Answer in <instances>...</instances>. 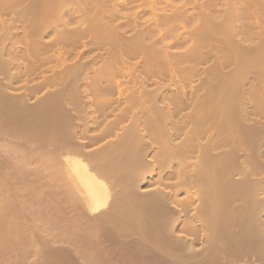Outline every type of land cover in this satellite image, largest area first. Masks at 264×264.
Listing matches in <instances>:
<instances>
[{"label":"rangeland","instance_id":"obj_1","mask_svg":"<svg viewBox=\"0 0 264 264\" xmlns=\"http://www.w3.org/2000/svg\"><path fill=\"white\" fill-rule=\"evenodd\" d=\"M4 1L1 0L2 3H0L1 4L0 5V28H2V27L4 28V29L3 28L1 29L2 31L0 30V35L2 33V38L4 39V37H5L7 42H5V44L3 43L2 45L0 44V53L2 52V50L4 51V53L3 52L1 53L2 55L0 54L2 56V57L0 56L2 58V60L0 59L1 60L0 61V65H1V67H0L1 68L0 69V75H1L0 81L2 79L1 85H3V87H5L4 90L7 91L5 93L6 94L9 93L8 96L11 97L13 95H18V96L22 95L21 97L16 96L19 99L11 97V99H15L14 101L12 100L13 102H17L19 100L17 103L24 104L25 107H26V105H29L31 102H32V104H30L29 106H32L34 103H36V104H34V106L32 108L33 110H29L30 115L32 114V116H30L28 114V117L31 118L30 120L36 118L37 117L36 114H38L40 116V112L43 115V113L47 112L49 114L50 112H48V111H51L52 113H50V114L51 115L54 114L55 119H57L63 125L64 124L66 126L71 125V126H69L70 131L68 130L69 134L71 133L70 134L71 136H69V134H67L70 140H68L69 142L68 141H66V142L69 143L68 145L74 144L73 147L74 146L80 147L78 149L83 148L82 151L80 152V154L82 153L81 154L82 158H83V156H84V158L86 156L85 154L83 155V152H85L89 156L92 153L95 156L99 154L98 155L99 157L98 156L94 157V158H98L97 160L92 157V156H94L93 154L90 157L86 156V158L87 157L90 158V159L87 158L90 162H88V160L86 162L91 163L92 166H95L97 161L100 162V160H102V161L107 160L106 162H108V159H109V161H111V160H113L115 155L118 156L117 154L119 153V151L115 150V152L111 151L113 153H110V149H109L110 154H108L107 147H103V146H108V147L110 146L111 147L112 143L115 144V141H117L120 138L117 134H120L122 137V136L126 135L127 132L129 134V131H131L129 135H133V136H131L132 141L130 140L131 141L130 143L133 145H130V147L132 146V149H134L135 152L137 150L138 154H139V151L143 152L144 150H146L144 152L145 157H143L141 154L139 155L140 158L142 157V159H143V160L141 159L143 161V162H141V163H143V164H141V167L139 165L138 168H136L135 170L132 169V172H129V173H131L132 176L134 175V176H138L140 178L139 181L136 178V180L138 182V186L136 185L137 188L135 190L136 191L139 190L138 191L139 193L141 191L140 194H143L145 191L148 194L144 193V195H149L150 193L151 194L157 193L155 190H157L159 193L160 189H161L160 195L162 194L161 196L165 197L164 198L165 201L163 200V203L165 205L164 209H166V207H167V210H165V211H167V212L169 210L171 211V212L169 211V213H171V215L169 216V219H170V221L173 222V223L170 222L171 223V231L166 230V233H167V231H169L170 232V233L168 232L169 234H171L173 237H176L175 238L176 244L181 242V244H187V245H191V246L193 245L192 248L194 247V249L197 250L196 254H199L197 256L198 257L197 262H201V263L204 260L205 261L206 260L212 261L211 259L214 258L215 256L211 257L210 255H212L213 253H214V255H218L219 249L217 247L219 245H221L225 249H227L229 247V249L231 251L234 250V252H236V253L238 252L239 249L244 250L243 248L245 246L243 247L242 245H247L245 248L250 246V248H247L245 250L251 249V246H253V244L251 245V243H249V239L247 240V238H246L245 239L246 241L245 240H244L245 242L243 241L244 244H241V242H239L240 241L239 237H240V239L243 238V237L241 238L242 233H243L242 230L241 231L235 230L236 232H234L232 230L231 234L237 233V235L238 236L240 235V236L238 237L237 235H234L235 237L237 236V238H238V239L237 238L234 239L233 238L234 236L231 235V237L228 238V240H227L226 238L229 236V234H227L228 230L225 232V230L221 229V231H223V233L225 232V235L223 234L222 236H223V239L226 241H223L222 237H221V239L220 238L216 239V234H215V233H217L216 230L219 231L220 229L215 228L216 230L213 229L215 231H213V230L210 231V229H212V228H209V227H216V226H213L212 222H213V220L218 218V217H216V216H218V214H217V212H213V214H212V211H215V210L212 207H210L211 204L209 205V203L215 202L214 203V204H216L215 206H217V204H219L218 206H220L221 204L225 205L228 202H232V200H233V202L237 203L238 202L237 200H239V199L241 200V197L243 199L242 200L243 202L245 200L248 201L249 197L251 195L250 194L251 191L248 189L252 185L251 182L253 183L255 181L256 182L257 181L258 182L264 181V173H263L264 166L261 165L263 163L261 162L259 164L256 161V159H258V157L262 155V157L260 159L263 160V162H264V150H263L264 149V142H263L264 141V137H263V135H264V71H263L264 70V62H262V61H264L263 60V58H264V51H263L264 50V45H263L264 44V42H263L264 41V9H262V7H264V0H262V3H260V1H259L260 5H259V3H256V2H258V0H256V2H255L256 4L253 2L254 0L253 1L251 0L254 3V5H252V2L250 0L249 1L251 2V4H250V2H248V0H246V2H248L250 4V7L248 4L249 8L247 7V4L244 5L246 7V8H244L242 5L244 3L243 2L240 3L241 0H233L234 2L232 0H106L107 2L105 0H101V1L100 0H97V1L84 0L85 4L84 3L81 4V2L83 0H77L78 2H77V4L75 3V5L73 4L74 2H72L73 1L72 0L71 1L72 3H70L69 6H67L68 8L66 7L65 11L61 10L64 8H59V9L55 8L57 11L55 9H54L55 11L53 10L54 15L59 14V17L63 15V18H64L63 19L61 17L62 20L56 22V25L55 24L51 25L50 20H48V17L46 15L43 17V19L47 23H50V25L46 29V31L44 33H42V36L40 33H38V32H40V30L37 31L41 27V25H43L40 28L41 30L46 25V22H45V24H43L44 20L41 19L43 14L41 15V18H40L41 12H39V8L41 11V6L38 8L36 7L38 9V12H37V10L35 11V12H37V16L33 12L34 9H36L34 6H39L38 4L37 5H34V4H36L37 1L40 4L39 0H18L20 3H18L17 0H16L17 2H15V0H13V1H11V3H10V1L8 2V0H6L5 2ZM74 1H76V0H74ZM102 1H105V2L103 3ZM243 1L245 2V0H243ZM92 2H94V3H92ZM4 3L5 4L7 3V5H5ZM14 3H16V5ZM24 3H26V5ZM78 3H79V5H78ZM232 3L235 5H233ZM238 4H241L243 8L241 7V5H238ZM3 5L6 6L7 8H4ZM31 5L33 6V8ZM87 5H89V6H87ZM257 5H259V6L257 7ZM2 6H3V9L1 8ZM8 6H10V8ZM78 6L81 7V10ZM82 6H83V8H82ZM237 6H238V8H236ZM74 7L76 9H74ZM240 7L242 9H244V12H243V10H241ZM13 8H15V9H13ZM85 8H87V9H85ZM92 8H94V9H92ZM30 9L32 12L30 11ZM78 9H79V11H78ZM83 9H84V11H83ZM176 9H177V11L179 10L180 12L175 11ZM223 10H225V11H223ZM231 10H232V13H231ZM245 10H246V12H245ZM252 10H255V11L257 10V12H255V11L253 12ZM258 10H261V11H258ZM21 11H23V12H21ZM28 11H30V12H28ZM81 11H82V13H80ZM251 11L253 13H251ZM15 12H16V15H15ZM17 12H18V14H17ZM27 12H28V14H27ZM55 12H57V13H55ZM83 12H84V14H83ZM174 12H176V13H174ZM224 12H225V14H223ZM33 14H34V16H33ZM80 14H81V16H80ZM94 14H96V15H94ZM18 15H22L21 18H19L20 16H18ZM173 15L175 16V18ZM179 15L180 16L182 15L180 17V19L176 18ZM239 15H241V16H239ZM12 16H14V17L18 16V20H17V17L14 18ZM79 16L81 17V19L78 18ZM82 16H83V18H82ZM114 16H115V18H114ZM162 16H164L165 19L163 17V20H161ZM223 16L224 17L226 16V18H228V17L230 18L233 16L235 17V18L233 17L234 19L232 18L235 22L233 21V24L231 25V31H234L235 36L232 35V37H227V39L229 38V40H227L220 32V30H221L220 26H222L223 25L222 23H224V21H225L223 19ZM261 16L263 18H261ZM37 17H38V19H36ZM95 18H97V19H95ZM172 18L178 19V20H173ZM1 19H2V21H1ZM93 19L96 21H94ZM207 19L210 20L211 24H213L212 28H209V26L211 27V24L208 27H206L209 22L205 26V23H206L205 20L207 21ZM232 19H230V21H232ZM39 20H41L42 24L37 25L38 26L37 27L35 25V22H37L36 24L41 23ZM63 20H64V22H63ZM12 21L14 22V23H12L14 26H12V24H11L12 27H10V28H12V30L10 32V31H7L8 29L10 30V28L8 27L10 25H8V24H10ZM174 21H175V23H174ZM179 21H182V23ZM184 21H186V22H184ZM212 21H214V22H212ZM240 21H242L243 23H241ZM60 22L61 23L63 22V23L61 24ZM32 23H34L35 27L38 28L36 30L37 33H36V31H34V29H36V28L33 29L34 26H32L33 25ZM6 24L8 27L7 30L5 29ZM30 24H32V25H30ZM102 24H104V25H102ZM214 25H217L216 27L219 30H217L214 27ZM240 25H242V26H240ZM24 26H25V28H24ZM53 26L57 27L56 28L57 31H56L55 27L53 29ZM123 26H125V27H123ZM232 26H234V27H232ZM92 27L96 28V29L100 28L101 31L97 29L98 31H100V33L96 32L97 30L94 31V29ZM117 27H118V29H117ZM205 28H207V30ZM60 29H62V30L60 31ZM110 29H111V31H109ZM208 29H210L211 34L208 32L209 31ZM4 30L6 31V33L9 32L8 34H10V35L4 34L5 33ZM31 30H32V32H31ZM63 30H65L66 32H63ZM78 30H80V31H78ZM123 30H125V31H123ZM82 31L84 32V35H82L83 34ZM33 32L36 34H34ZM57 32H60V33L57 34ZM110 32H112V33H110ZM125 32H126V34H125ZM77 33H80V34H77ZM24 34H26V35L24 36ZM37 34H40V35L37 37ZM133 34H134V37H133ZM135 34H137L136 37H135ZM220 34H221V36H223V39L220 36ZM56 35H57V37H56ZM58 35H60V36H58ZM40 36H41V38H40ZM77 36H78V38H77ZM7 37L9 39H7ZM60 37L63 38V40H62L63 43H62V41L57 39ZM102 37H103V39H102ZM123 37H126V38H123ZM97 38H98V40H97ZM35 39H36V41H35ZM52 39H54L53 41L55 42V44L52 41ZM56 41H58V42H56ZM48 42H49V44H47ZM52 42H53V44H52ZM136 42L138 44H136ZM56 43H57V45H56ZM234 43H235V45H234ZM11 44H13V45L11 46ZM51 44H52V46L53 45L54 46L53 47L50 46ZM16 47H17V49H16ZM143 47H144L146 52H143L144 51ZM7 49H9L11 52H9V50H7ZM39 50H40V52L42 50L43 51L40 53ZM147 50H148L149 54L147 53ZM241 50L243 52H241ZM257 50H258V52L259 51L260 52L258 53ZM7 51L11 54L9 55V53ZM54 52H56V53H54ZM66 52H67V54H66ZM152 53H153V56H152ZM232 53L235 56L237 55L236 59H235V56L233 57ZM260 53L263 56L260 57L259 56ZM12 54H14V55H12ZM31 54H33V55H31ZM146 54L149 55V58ZM255 56H257L258 58H256ZM11 57H12V59H11ZM225 59H227V60H225ZM233 59H234V62H233ZM252 59L254 62H255V60H257L255 63L256 66L254 65ZM260 59H261V61H260ZM250 60L253 63V65L249 62ZM60 62H61V64H60ZM244 62H245V64H244ZM260 62H262L263 64H261ZM2 63H4V64L2 65ZM83 63H85L86 65ZM75 64H76V67H74ZM246 64H248V65H246ZM249 65H250V67H253V68L250 69ZM78 66H81V67H78ZM84 66H85V68H84ZM258 66H260V68ZM3 67H4V69H3ZM9 67H11V68H9ZM71 69H72V71H71ZM7 70H8V72H7ZM9 70L12 72H10ZM58 70H59V72H57ZM244 70H246V72ZM70 71H71V73H70ZM261 71H263V72H261ZM235 72H239V73H235ZM257 72H259L260 74ZM3 73L5 74V76ZM11 73H12V76H11ZM66 73H68V74H66ZM76 74L79 77L76 76ZM239 74H241V75H239ZM63 75H65V76H63ZM74 75L76 76V78H74L75 77ZM70 76H72V77H70ZM237 76H239V77H237ZM232 77L236 78L237 80L233 79ZM77 78H78V80H77ZM55 80H56V82H54ZM38 81L39 82L42 81L43 83H40V85H39ZM74 81L76 82V84ZM37 82H38V84H37ZM115 82H117V83H115ZM221 84H222V86H221ZM15 85L17 88H14V90H13L12 86L14 87ZM37 85L39 87L40 86L41 87L39 88ZM77 85H78V88H77ZM225 85L227 87L229 85L228 89ZM20 86H21V88H19ZM223 86H224V88H223ZM233 86L234 87L236 86V87L234 88ZM70 87H72V88H70ZM9 88H11L12 90L11 89L9 90ZM26 88H27V92H26ZM29 88L31 90H29ZM229 88L230 89L233 88V89L230 90ZM234 89H235V91L232 92ZM238 89H239V91H238ZM63 90H65V91H63ZM134 90H135V92H134ZM223 90H224V93H223ZM225 90L227 93L225 92ZM82 91H84V92H82ZM28 92H29V94H28ZM48 92H49V94H48ZM154 92H156L157 94L156 93L154 94ZM213 92L215 94H217L218 96L213 94ZM31 93H33V94H31ZM228 93L229 94L232 93L231 94L232 98H230L231 96ZM44 94H45V96H44ZM46 95H49V96H46ZM211 95H213V96H211ZM227 95H229V96H227ZM23 96H24V98L29 96V97H27V99L28 98L29 99L28 100L26 98L23 99ZM41 96L42 97L44 96L43 97L44 100ZM53 96H54V98H53ZM224 97H226V98H224ZM227 97H229L230 99ZM46 98H48V99H46ZM50 98H53L52 101L50 100ZM223 98H224V101H223ZM40 100L42 102H41V104H38L40 102ZM54 100L55 101L57 100V101L55 102ZM58 100L61 102H58ZM234 100L236 102H234ZM53 101H54V103H53ZM131 101H132V103H131ZM180 101H182V102H180ZM225 101H227L225 103V106L227 105V107H228L227 109L225 106H223L224 104H222ZM63 102H64V105H63ZM128 102H130L132 105L129 104ZM153 102H154V104H153ZM42 103H44V105ZM52 103H53L54 107H53ZM58 103H59V105H58ZM69 103H71L72 105ZM188 103H189V105H188ZM56 104H57V106H56ZM74 104H76V105H74ZM183 104H186V106H184ZM45 105H47L48 107ZM60 105H61L62 109H61ZM66 105H68V106H66ZM179 105H181V106H179ZM191 105H193V106H191ZM228 105L231 106L232 110L231 109L229 110L230 107ZM240 105H241V107H240ZM42 106H44V107H42ZM78 106H79V108H78ZM51 107H53V108H51ZM213 107H216L217 109L216 108L215 109L217 111H215V109ZM224 107H225V109H224ZM235 107H236V110L234 109ZM36 108H37V110H36ZM54 108L57 110H55ZM122 108H123V110H122ZM144 108H145V110H144ZM150 108H152V110H150ZM221 108H223V109H221ZM34 109H35V111H34ZM129 109H130V111H128ZM53 110H55V112ZM221 110H223V112ZM31 111L36 112V113H31ZM42 111H44V112H42ZM235 111H238V113ZM57 112H58V114H57ZM121 112L123 115L120 114ZM127 112H128V114H127ZM226 112L229 114H227ZM66 113H68V114L66 115ZM84 113H85V116H84ZM223 113H225V114H223ZM233 113H235V114H233ZM50 114L49 115L46 114V116H48V117H46L44 114L45 119H49L53 116L52 115L51 117H49ZM149 114H150V116H149ZM195 114H198L199 118L196 117L197 115H195ZM42 115H41V117H42ZM57 115H58V117H57ZM145 115H146V117H144ZM211 115H213V116H211ZM33 116H35V117H33ZM69 116H71V117H69ZM233 116H234V118H233ZM28 117L26 116V118H28ZM79 117H81V118H79ZM114 117H115V119H114ZM122 117H124L125 119ZM187 117H189V118L191 117V118L188 120ZM209 117L211 119H209ZM214 117H216V118H214ZM197 118L199 120H197ZM92 119L95 121H93ZM132 119H134V120H132ZM159 119H161V120H159ZM67 120H68V122H67ZM111 120L113 121V123L116 121V125L114 124L115 126L113 125ZM184 120H186V121H184ZM85 121L87 124L85 123ZM90 121H92V122H90ZM133 121H134V123L138 122V124L137 123L136 124L139 125L140 129L136 125L135 127L138 129L137 131H136V128H134V126H133V124H134ZM140 121L143 123H141ZM129 122H132V124L130 123L131 125H129ZM161 122H164V123H161ZM76 123H77V125H76ZM111 123H112L111 126L108 125ZM149 123H150V125H149ZM178 123L182 124V125H179ZM183 123H185V124H183ZM141 124H142V126H141ZM188 124H190V126ZM170 125H171V128L173 130L170 129ZM72 126H74L75 128ZM83 126L84 127L86 126L85 129ZM108 126L110 127V129L112 126L114 127V129L112 127L111 131L108 129L109 130L108 133L111 132L110 135L112 134V136L108 135L107 133L104 134V132L107 130V128H109ZM155 126H157L158 128ZM178 126L181 127L180 128L181 130L179 129ZM227 126H229L230 129L227 128ZM154 127H155V129H154ZM165 127L167 129H165ZM96 128H98V129L96 130ZM127 128H129V129H127ZM145 128H148V129L145 130ZM156 128L159 129V131ZM251 128H253V129H251ZM258 128H259V130H258ZM73 129H75V130H73ZM121 129H122V131H121ZM134 129H135V131H132ZM95 130H96V132H95ZM163 130L168 132V134H170V136H169L165 132L167 135L168 142L171 141L173 144L170 142L169 143L167 142L166 135L163 133L164 132ZM83 131H84V133H83L84 136H85V134H88V135H86L84 137L82 134V136H81L80 132H83ZM90 131L92 132V135H90L91 134ZM145 131L147 133H145ZM248 131H249V133H248ZM122 132H126V133H124V135H122L123 134ZM132 132L137 133L136 136L134 135L135 133L132 134ZM188 132H190V133H188ZM1 133L2 132L0 131V134ZM148 133L150 134V136H148ZM160 133H163V135ZM252 133L255 136H253ZM30 134H32V132ZM30 134H28L27 136H24V137H28ZM74 134L76 135L75 138L72 136ZM157 134L159 135L160 138L158 137ZM174 134L176 136H174ZM190 134L191 135L193 134V135L189 136ZM248 134H249V136H248ZM171 135H173L174 138ZM5 136H7V135H5ZM94 136L95 137L101 136L102 138L103 137H105V138H103V139L101 137L95 138ZM143 136H144V138H143ZM162 136L165 138H162ZM168 136L171 138H169ZM24 137L20 136V138L18 137V139H17V137H13L12 139H14L16 141L15 142L13 140L15 143L12 141V139L9 140V137H5L6 139H4V140L6 142L3 141L4 143H1L2 140L0 141V144H1L0 147L2 145H4L1 147L2 151H0V155H1L0 156V264H73L74 260H75L74 262H76V260L80 259V257H82V259H83V257L85 255L87 256V257H84V259L85 258L87 259L86 262H88L89 260L91 261V259H92V261H91L92 263H93V261L94 262L98 261L97 263L95 262L93 264H99V263L100 264L101 263L102 264H105V263L106 264H122L121 262L123 261V259H125L124 261H126V262L123 261V264H164L163 262L159 261L160 259H158V257L151 255L148 252H143V253L141 252L140 253V251H137V249H133L130 247L128 249H126L127 247H125V246L122 247L123 250H121L120 245L116 244V243H113V244H116L115 247L120 248V250H119V252H117V249H114V251H116V252H114L115 255L113 253L112 254L114 255L113 257H115V258L112 257L113 258V259L111 258L112 261H109V259L107 258L108 256H103V255H107L108 253L109 254H111V253L108 251H107L108 252L107 253L106 251H104V249L102 250L101 245L99 246V245L95 244V243H97V241H94L96 238L93 237L94 235L92 236V234H94L96 232L100 233L99 231H101V229L98 226L90 225L91 230L92 229L93 230L89 232L90 228H88V226H86V225H88L90 223L86 224V221H84L85 219L86 220L89 219V218H87L88 212L86 210H84L82 205H80V204H82V201L79 198L80 196H76L78 194L76 192V188L73 186L74 184L71 181V179L70 178L68 179L67 176L63 177L64 170L62 168V165L61 164L58 165V163H56L58 161V159H59L58 162L62 163V160L60 157L62 155L57 154V152L51 146H46V144L41 146L42 144H44L43 142L41 144L36 143V142H39V140H41L40 138L38 139V137H36V135H34L35 139H33L32 135L29 136L33 139V141L30 140L31 138H28V140L32 141V142H28L27 138H25L26 140L25 139L23 140ZM81 137H84L85 139L88 137L89 143L86 142V140L84 138H83L84 139L83 140ZM89 137H90V139H89ZM182 137H184V138H182ZM91 138H92V140L96 139V140H94L96 142L93 143ZM138 138L140 140V141L138 140L139 144L135 142L136 141L135 139H138ZM251 138H253V139H251ZM36 139H37V141H35ZM120 139H122V138H120ZM184 139H186V141H184ZM7 140L12 141L13 143L9 142ZM65 140H67V139H65ZM150 140H152V141H150ZM155 140H157L158 142ZM257 140H258V142H257ZM17 141L18 142L20 141L23 143H18ZM118 141L116 142V144L118 143ZM153 141H155V142H153ZM165 141H166L167 145L170 146V144H171L170 147H172L175 144L177 147L174 145V147H172V149H174L176 152H174V150L172 152L171 148L166 147L167 145H166ZM178 141H179V143H180V141L183 143L179 144ZM78 142H79V144L81 143L82 145L81 144L79 145ZM109 143H111V145H109ZM157 143L160 146H158ZM143 144L148 145V147L149 146H151V147H149V148L147 146L145 147ZM179 145H180V147H179ZM138 146H140V147L138 148ZM29 147H32V148H29ZM43 147L45 149H49L50 151L49 150L44 151ZM15 148H16V150H15ZM21 148H24V149H21ZM135 148H136V150H135ZM142 148H146V149H142ZM161 148H164V149H162V151H164V152H161ZM37 149H39V150L41 149V150L38 151ZM12 150H14V151L12 152ZM51 150H53V151H51ZM96 150H97V152L99 151V153H96L95 152ZM105 150H106V152H105ZM112 150H113V148H112ZM16 151H17V153H19L20 157L18 156V154H17V156H14V157L11 155V154L14 155ZM54 151H55L56 155L53 154ZM153 151H155V152H153ZM47 152L49 155L47 154ZM51 152H52V154H51ZM78 152H79V150H78ZM232 152H233V154H232ZM2 153H3V155H2ZM144 153H142V154L144 155ZM155 153L159 154V155H154ZM162 153H166L167 155L162 154ZM257 153H260L261 155L257 156ZM111 154H115V155H111ZM50 155L51 156L53 155V156L51 157ZM58 155H60V156L57 159ZM107 155H108V157H106ZM168 155H170V156H168ZM173 155L175 156V161H174ZM9 156H11V157H9ZM102 156L103 157L105 156L106 159L105 158L103 159ZM155 156H157L159 158V159H157L159 161L156 160L157 157H155ZM251 156H252V158H251ZM253 156L256 159H254ZM109 157L112 159L110 160ZM62 158H63V156H62ZM154 158H155V160H154ZM160 158H162V159L160 160ZM172 158H173V160H172ZM2 159H4V160H2ZM164 159H165V162H164ZM240 159H241V161H240ZM242 159H243V162H242ZM146 160H147V162H146ZM168 160H170V161H168ZM244 160H245V165H244ZM250 160H253V161H250ZM254 160H255V162H254ZM93 161H95L94 165H93ZM102 161L100 162V165L97 162L98 165L95 167L97 168L101 165L103 166L106 163L103 161V163H104L103 164ZM160 161H162V162H160ZM159 162H160V164H158ZM167 162H169V163L167 164ZM148 163H150V164H148ZM249 163L251 165H249ZM91 164H90V166H91ZM145 164H147L148 166ZM152 165H154L155 167H153ZM162 165H163V167H162ZM247 165H248V167H247ZM206 166H207V168H205ZM235 166H237V167L235 168ZM253 166H256V167H253ZM95 167H93V168H95ZM55 168H56V170H55ZM141 168L143 170H141ZM233 168H235V169H233ZM256 168L258 169V171ZM222 169H224V170L222 171ZM260 169H261V171H260ZM205 170H208L207 173H205ZM253 170H255V171H253ZM57 171H59V172H57ZM139 171H140V173H139ZM194 171H195L196 175L194 174ZM196 171H197V173H196ZM200 171H202V173ZM203 171H204V173H203ZM239 171H241V172H239ZM242 171H244V172H242ZM95 172H96V170H95ZM214 172H215V174H214ZM208 173L209 174L213 173L212 174L213 176L211 175V177H215V176L217 177V178L215 177V179L212 178V181H211V179H209L211 181L209 183H212V186H211V184L208 183L209 180L208 181L205 180L206 177L207 178L210 177V175ZM118 174L123 175L122 178H125L124 172H123V174L121 172ZM127 174L125 172V175H127ZM143 174L145 177L141 176ZM197 174H198V176H197ZM223 174H225V175H223ZM131 175L130 174L127 175L126 178H128L129 176H130V178H128V179L125 178L126 181L132 179ZM203 175L204 176L206 175L205 179L203 178ZM119 176L115 175L116 178H119ZM199 176H200V178H199ZM108 177L110 178V176H108ZM115 177L114 176L111 177L114 179L110 178L109 181H108V178L106 177V179L108 181L107 185H109L112 188V190L109 188L111 191L110 195L112 198L117 193H120V191L122 194V191L124 190V189H122V186H125V183L123 185L121 184V183H123V181H121V180H124V182H125V179H122L120 177L121 180H119V181L121 183L118 184L119 181L116 182L118 179L115 180ZM141 177H143V178H141ZM192 178H197V179H192ZM217 179H219V180H217ZM156 181H157V183H156ZM194 181L196 183H194ZM202 181L204 183H205V181H207V182L205 184H203ZM129 182L130 181H127V183H129ZM137 182H135V183L137 184ZM189 182L190 183L192 182L195 185L192 183L190 184ZM68 183H69V185H68ZM213 183H215V184L213 185ZM196 184L198 185V187L196 186ZM200 184H202V185H200ZM115 185H117L119 187H117V186L114 187ZM240 185L241 186L243 185V186L240 187ZM263 185H264V182H263ZM206 187H209V189H210L209 194L207 193L208 189H205ZM113 189H115V190H113ZM201 189L202 190L205 189L207 192H205V190L201 191ZM212 189H215L216 192H213L214 190L212 191ZM116 190H118V191H116ZM171 190H172V192H171ZM230 190H232V191H230ZM225 191L227 192V194ZM202 192H205V193H202ZM230 192H231V194H230ZM127 193H129V190L128 189L124 190V194L126 195ZM228 194L231 195L232 197L229 196ZM112 195H114V196H112ZM206 195H207V197H206ZM208 195H209V198H208ZM212 196L215 200H213V198H210ZM76 197H77V199H76ZM227 197H229V198H227ZM245 197H246V199H245ZM259 197L264 198V188L262 191L259 192L258 198ZM243 202H241V203H243ZM135 203L136 202H133V205H135ZM241 203H240V205H241ZM74 205H75V207H77V209L81 206V208H79V210H78L79 212H77V209H75ZM76 205H78V206H76ZM196 207H198V208H196ZM209 207L212 211L209 209ZM72 208H74V209H72ZM181 210H186V212L181 211ZM155 211L153 210V213L156 215L157 211H156V213H155ZM72 212H73V214H72ZM77 213H80V214H77ZM153 213H151L152 217H153ZM184 213H186V214H184ZM82 214H83V216L86 214L84 216L85 218L83 216L81 217ZM184 215H186V216H184ZM214 215H216V216L213 219ZM209 216H210V218H209ZM201 217L203 218V220H201ZM209 220H210V223L208 225L207 222H209ZM226 220H227V218H226ZM71 222H72V224H71ZM191 224H193V225H191ZM96 227H98V228L96 229ZM161 227L162 226H159L160 230H157V231L160 232L165 228V227H163V228H161ZM50 228L55 229L57 231H54ZM190 228H192V229H190ZM197 228L198 229L200 228L199 229L200 232L198 231ZM87 229H88V232L90 233V236L93 239L95 238L94 240L91 237H89V233L87 232ZM94 229L96 231H94ZM165 229H169V227H166ZM203 230H205V233ZM64 231H65V233H64ZM119 231L120 232H118V230H117L116 232H118V233H113V234H117V236H119L118 234L122 232L121 230H119ZM57 234H59V235H57ZM159 234L164 235V232L162 231V234L161 233H159ZM217 234H220V236H221L222 232L217 233ZM81 236H83V237H81ZM220 236L217 235V237H220ZM224 236H226V237L224 238ZM263 237H264V235H263ZM65 238H67V240ZM85 238H88L89 240H85ZM231 238H233V240ZM90 239H92V241H94V243L92 241H90ZM55 240L59 241L60 243L55 241ZM83 240H85V241H83ZM178 240H180V242L177 243ZM217 240H221L222 244L220 243V241H218L220 243V244H218ZM229 240L235 241V244H231V242ZM51 241H53V242H51ZM54 241L60 245H61V243L65 242L62 245L63 246L69 245L68 250H66L65 252H62V253L59 252L60 254L48 252L47 249L45 248V246L47 244L51 245L52 243L57 245L56 243H54ZM67 241H69L68 242L69 244L67 243ZM89 241L93 245L90 244ZM222 241L223 242L228 241L229 243L227 242L228 245L224 247L223 246L224 243ZM82 242H84V244ZM246 242H248L249 245ZM87 244L92 248V251H91V248L87 246ZM216 244H218V245H216ZM230 244H231V246H230ZM96 245L99 247H96ZM76 246L78 247V249ZM80 246L82 248H79ZM111 246H113L112 243H111ZM233 246H235L236 249H234L235 247H233ZM239 246L243 247V248H240ZM73 249H76V252ZM80 249L81 250L83 249L82 250L83 252ZM124 249L127 252H124ZM252 249H254V247H252ZM70 250L71 251L73 250L74 253H73V251L71 252ZM88 250H89V252H91V256L87 252ZM93 251H95V252L97 251L96 252L97 254ZM212 251H213V253H211ZM214 251H216V252H214ZM66 252L69 253V255ZM78 252H81V253H78ZM85 252H87V253H85ZM104 252H106V253H104ZM131 252H132V254H131ZM226 252H228V251L225 250V253ZM84 253H85V255H84ZM205 254H207V255H205ZM219 254H221V253H219ZM229 254H226V255H229ZM232 254H234V253H231L230 255L232 256ZM96 255H98V256H96ZM222 255H219V256L222 257ZM63 256H64V258H63ZM128 256L132 260L131 261L132 263L129 261ZM146 256H149L148 257L149 259H147ZM199 256L202 257L201 259H203V260H201ZM88 257H90V258L88 259ZM91 257H94V258H91ZM98 257H100V259H98ZM135 257H137V258H135ZM49 258H51V260ZM38 259H39V261H38ZM58 259H61L62 263L59 262L61 260L57 261ZM65 259L67 260V263H65ZM246 259H248V258H246ZM246 259L244 260L245 262H247L249 260V259L248 260H246ZM250 259H253V258H250ZM133 260L134 261L136 260V261L133 262ZM138 260H140V261H138ZM145 260H146V262H145ZM63 261H64V263H63ZM69 261H70V263H69ZM108 261H109V263H108ZM250 261L251 260H249V262ZM77 262L79 263L80 261H77ZM77 262L74 264H77ZM86 262H85V264H92L91 262L90 263L89 262L86 263ZM141 262H143V263H141ZM167 264H169V263H167ZM238 264H241V261Z\"/></svg>","mask_w":264,"mask_h":264},{"label":"bare ground","instance_id":"obj_2","mask_svg":"<svg viewBox=\"0 0 264 264\" xmlns=\"http://www.w3.org/2000/svg\"><path fill=\"white\" fill-rule=\"evenodd\" d=\"M2 1H4V0H2ZM6 1V0H5ZM4 1V2H5ZM10 1V3H11V1H13V0H8V2ZM18 1V0H17ZM16 0H15V2H17ZM72 0H39V2H40V4L38 3V1L36 2V4H34V5H39V6H34L35 8L37 7H40L41 6V11H40V8H39V12H41L40 13V18H41V15L43 14V16H42V18L41 19H43V17L46 15L47 17H48V20H50V23H51V25H56V22H58V21H61L62 19H61V17L63 18V15L62 16H60L59 17V14H55L54 15V12H53V10L56 8V9H59V8H64V9H61V10H63V11H65L66 10V7L67 6H69V4L70 3H72V2H74L73 4L75 5V3L77 4V0L76 1H72ZM93 1H97V0H93ZM101 1V0H100ZM106 1V0H105ZM105 1H102L103 3L105 2ZM233 1V0H232ZM251 1V0H250ZM249 0H248V2H250ZM253 1V0H252ZM251 1V2H252ZM259 1H260V3H262V0H258V2H256V0H254L253 2L255 3H259ZM22 2V1H21ZM35 2V1H34ZM85 1L83 0L82 2H81V4L82 3H84ZM87 2V1H86ZM107 2V1H106ZM234 2V1H233ZM239 2V1H238ZM244 3V4H242L243 5V7L244 8H246L244 5H246L247 4V7H248V2H246V0H245V2L243 1V0H241V2L240 3ZM251 2H250V4H251ZM252 2V5H254V3ZM0 3H2L1 2V0H0ZM18 3H20L19 1H18ZM17 3V4H18ZM88 3V2H87ZM92 3H94V2H92ZM237 3V2H236ZM255 3V4H256ZM260 3H259V5H260ZM5 4V3H4ZM15 5H16V3H14ZM25 5H26V3H24ZM85 4V3H84ZM150 4V3H149ZM148 4V5H149ZM233 4V3H232ZM250 4H249V7H250ZM1 5V4H0ZM5 5H7V3L5 4ZM14 5V6H15ZM23 5V4H22ZM78 5H79V3H78ZM100 5V4H99ZM103 5V4H102ZM231 5V4H230ZM233 5H235V4H233ZM238 5H241V4H238ZM242 5H241V7H242ZM259 5H257V7L259 6ZM4 6V5H3ZM3 6L1 7L2 9H3ZM12 6V5H11ZM32 6V5H31ZM71 6V5H70ZM87 6H89V5H87ZM96 6V5H95ZM105 6V5H104ZM9 8H10V6H8ZM18 7V6H17ZM21 7V6H20ZM24 7V6H23ZM79 7V6H78ZM103 7V6H102ZM232 7V6H231ZM240 7V8H241ZM242 7V8H243ZM248 7V8H249ZM261 7V6H260ZM4 8H7L6 6H4ZM31 8V7H30ZM32 8H33V6H32ZM34 9V14H36V16H37V12H38V9ZM68 8V7H67ZM80 8V10H81V7H79ZM82 8H83V6H82ZM105 8V7H104ZM233 8V7H232ZM236 8H238V6L236 7ZM241 8V10H243V12H244V9H242ZM254 8V7H253ZM13 9H15V8H13ZM22 9V8H21ZM55 9V10H56ZM74 9H76L75 7H74ZM85 9H87V8H85ZM92 9H94V8H92ZM96 9V8H95ZM98 9V8H97ZM234 9V8H233ZM257 9V8H256ZM259 9V8H258ZM262 9H264V7H262ZM26 10V9H25ZM29 10V9H28ZM33 10V9H32ZM37 10V12H35ZM54 10V11H55ZM60 10V11H61ZM107 10V9H106ZM240 10V11H241ZM247 10V9H246ZM246 10H245V12H246ZM2 11V10H1ZM30 11H31V9H30ZM30 11H28V12H30ZM57 11V10H56ZM72 11V10H71ZM75 11V10H74ZM78 11H79V9H78ZM83 11H84V9H83ZM96 11V10H95ZM99 11V10H98ZM108 11V10H107ZM175 11H177V9L175 10ZM223 11H225V10H223ZM229 11V10H228ZM236 11V10H235ZM239 11V12H240ZM253 12L255 11V10H252ZM251 11V13H253ZM258 11H261V10H258ZM21 12H23V11H21ZM28 12H27V14H28ZM32 12V11H31ZM62 12V11H61ZM60 12V13H61ZM73 12V11H72ZM97 12V11H96ZM177 12H180L179 10L177 11ZM255 12H257V10L255 11ZM55 13H57V12H55ZM66 13V12H65ZM80 13H82V11L80 12ZM173 13V12H172ZM174 13H176V12H174ZM227 13V12H226ZM231 13H232V10H231ZM234 13V12H233ZM5 14V13H4ZM17 14H18V12H17ZM34 14H33V16H34ZM83 14H84V12H83ZM104 14V13H103ZM109 14V13H108ZM146 14V13H145ZM153 14V13H152ZM223 14H225V12L223 13ZM241 14V13H240ZM250 14V13H249ZM6 15V14H5ZM15 15H16V12H15ZM24 15V14H23ZM67 15V14H66ZM94 15H96V14H94ZM231 15V14H230ZM246 15V14H245ZM252 15V14H251ZM18 16H20L19 18H21V16L22 15H18ZM18 16H16L17 17V20H18ZM27 16V15H26ZM35 16V17H36ZM80 16H81V14H80ZM78 17V18H80L81 19V17ZM101 16V15H100ZM104 16V15H103ZM166 16V15H165ZM174 16V15H173ZM177 16V15H176ZM182 16V15H181ZM180 15L178 16V17H176V18H179L180 19V17H181ZM239 16H241V15H239ZM12 17H14V16H12ZM16 17H14V18H16ZM39 17V16H38ZM38 17L36 18V19H38ZM112 17V16H111ZM163 17L164 16H162V19L161 20H163ZM228 17V16H227ZM234 17V16H233ZM233 17H228V18H226V16L224 17L223 16V19L225 20L224 21V23H222L223 25L222 26H220L221 27V30H220V32H221V34L227 39V37H232V35H234V31H231V25L233 24V19L235 18H233ZM252 17V16H251ZM259 17V16H258ZM25 18V17H24ZM77 18V17H76ZM82 18H83V16H82ZM114 18H115V16H114ZM174 18H175V16H174ZM233 18V19H232ZM255 18V17H254ZM257 18V17H256ZM261 18H263L262 16H261ZM27 19V18H26ZM25 19V20H26ZM64 19V18H63ZM66 19V18H65ZM95 19H97V18H95ZM111 19V18H110ZM117 19V18H116ZM115 19V20H116ZM157 19V18H156ZM164 19H165V17H164ZM173 19V18H172ZM188 19V18H187ZM227 19V20H226ZM230 19H232V21H230ZM21 20V19H20ZM29 20V19H28ZM32 20V19H31ZM35 20V19H34ZM44 20V19H43ZM70 20V19H69ZM84 20V19H83ZM94 20V19H93ZM100 20V19H99ZM104 20V19H103ZM155 20V19H154ZM173 20H178V19H173ZM192 20V19H191ZM256 20V19H255ZM254 20V21H255ZM1 21H2V19H1ZM40 22H41V20H39ZM71 21V20H70ZM94 21H96V20H94ZM223 21V20H222ZM7 22V21H6ZM26 22V21H25ZM35 22V21H34ZM45 20H44V22H43V24H45ZM63 22H64V20H63ZM62 22V23H63ZM91 22V21H90ZM89 22V23H90ZM148 22V21H147ZM154 22V21H153ZM160 22V21H159ZM177 22V21H176ZM179 22H181L182 23V21H179ZM184 22H186V21H184ZM188 22V21H187ZM205 26H206V24H207V26L206 27H208L211 23H210V20H208L207 19V21L205 20ZM212 22H214V21H212ZM232 22V23H231ZM235 22V21H234ZM241 23H243L242 21H240ZM12 23H14L13 21L10 23V24H8V25H10V26H8L9 28L10 27H12V26H14ZM37 22H35V25L37 26V25H40V24H42V22L41 23H38V24H36ZM50 23H47L46 22V25L43 27V29L41 30L40 28L43 26V25H41V27L38 29L37 27H35V25H34V23H32V24H30V25H32V26H34L33 27V29L34 28H36V29H34V31H36L37 29V31H39L40 30V32H38V33H40L41 34V36H42V33H44L45 31H46V29L49 27V25H50ZM61 23V22H60ZM61 23V24H62ZM97 23V22H96ZM111 23V22H110ZM122 23V22H121ZM146 23V22H145ZM163 23V22H162ZM169 23V22H168ZM174 23H175V21H174ZM238 23V22H237ZM2 24V23H1ZM11 24H12V26H11ZM19 24V23H18ZM91 24V23H90ZM118 24V23H117ZM150 24V23H149ZM158 24V23H157ZM24 25V24H23ZM58 25V24H57ZM93 25V24H92ZM102 25H104V24H102ZM112 25V24H111ZM114 25V24H113ZM131 25V24H130ZM134 25V24H133ZM146 25V24H145ZM238 25V24H237ZM4 26V25H3ZM101 26V25H100ZM110 26V25H109ZM121 26V25H120ZM155 26V25H154ZM174 26V25H173ZM204 26V27H205ZM212 26H213V24H211V27L209 26V28H212ZM217 25H214V27L217 29V30H219L217 27H216ZM239 26V25H238ZM240 26H242V25H240ZM7 24H6V30H7ZM29 27V26H28ZM54 27L55 26H53V29H54ZM82 27V26H81ZM91 27V26H90ZM123 27H125V26H123ZM132 27V26H131ZM176 27V26H175ZM232 27H234V26H232ZM3 28V27H2ZM2 28H0V30L2 29ZM14 28V27H13ZM24 28H25V26H24ZM32 28V27H31ZM30 28V29H31ZM57 27H55V29H56ZM60 28V27H59ZM75 28V27H74ZM78 28V27H77ZM93 28V27H92ZM129 28V27H128ZM127 28V29H128ZM214 28V29H215ZM4 29V28H3ZM94 29V31H96L97 29L98 30H100V28H93ZM117 29H118V27H117ZM171 29V28H170ZM169 29V30H170ZM206 30H207V28H205ZM215 29V30H216ZM233 29V28H232ZM11 30H12V28H10V30L8 29L7 31H10L11 32ZM21 30V29H20ZM62 29H60V31H61ZM96 31V32H99L100 33V31ZM140 30V29H139ZM157 30V29H156ZM172 30V29H171ZM170 30V31H171ZM209 31V33H210V29H208ZM2 31V30H1ZM5 31V30H4ZM18 31V30H17ZM37 31H36V33H37ZM56 31H57V29H56ZM59 31V30H58ZM78 31H80V30H78ZM109 31H111V29L109 30ZM123 31H125V30H123ZM128 31V30H127ZM212 31V30H211ZM31 32H32V30H31ZM63 32H66L65 30H63ZM75 32V31H74ZM83 32V31H82ZM95 32V33H96ZM103 32V31H102ZM113 32V31H112ZM112 32H110V33H112ZM216 32V31H215ZM214 32V33H215ZM219 32V33H220ZM233 32V33H232ZM236 32V31H235ZM4 33V32H3ZM9 33V32H8ZM8 33H6V31H5V33L4 34H8ZM34 33V32H33ZM36 33H34V34H36ZM58 33H60V32H57V34ZM68 33V32H67ZM76 33V32H75ZM81 33V32H80ZM80 33H77V34H80ZM107 33V32H106ZM213 33V32H212ZM32 34V33H31ZM33 34V35H34ZM40 34H37V37L40 35ZM82 34V33H81ZM125 34H126V32H125ZM211 34V33H210ZM209 34V35H210ZM221 34H220V36H221ZM8 35H10V34H8ZM26 34H24V36H25ZM49 35V34H48ZM68 35V34H67ZM66 35V36H67ZM82 35H84V32H83V34ZM97 35V34H96ZM103 35V34H102ZM123 35V34H122ZM136 35L137 34H135V37H136ZM139 35V34H138ZM147 35V34H146ZM216 35V34H215ZM32 36V35H31ZM41 36H40V38H41ZM58 36H60V35H58ZM113 36V35H112ZM143 36V35H142ZM208 36V35H207ZM223 36H221L222 37V39H223ZM235 36V35H234ZM36 37V38H37ZM56 37H57V35H56ZM76 37V36H75ZM83 37V36H82ZM133 37H134V34H133ZM168 37V36H167ZM210 37V36H209ZM218 37V36H217ZM18 38V37H17ZM61 38V37H60ZM57 38V39H59L60 41H62L63 40V38ZM66 38V37H65ZM77 38H78V36H77ZM76 38V39H77ZM80 38V37H79ZM118 38V37H117ZM121 38V37H120ZM123 38H126V37H123ZM4 39H5V37H4ZM3 38H2V33H1V35H0V44L2 45L3 43L5 44V42H7L6 41V39L4 40ZM7 39H9L8 37H7ZM15 39V38H14ZM24 39V38H23ZM55 39V38H54ZM54 39H52V41L54 40ZM67 39V38H66ZM81 39V38H80ZM102 39H103V37H102ZM101 39V40H102ZM119 39V38H118ZM133 39V38H132ZM237 39V38H236ZM235 39V40H236ZM25 40V39H24ZM40 40V39H39ZM65 40V39H64ZM97 40H98V38H97ZM107 40V39H106ZM225 40V39H224ZM223 40V41H224ZM227 40H229V38L227 39ZM232 40V39H231ZM234 40V41H235ZM10 41V40H9ZM17 41V40H16ZM35 41H36V39H35ZM51 41V40H50ZM49 41V42H50ZM59 41V42H60ZM67 41V40H66ZM100 41V40H99ZM262 41V40H261ZM49 42L47 43V44H49ZM54 42V41H53ZM53 42H52V44H53ZM56 42H58V41H56ZM101 42V41H100ZM122 42V41H121ZM239 42V41H238ZM264 42V41H263ZM26 43V42H25ZM62 43H63V41H62ZM115 43V42H114ZM118 43V42H117ZM17 44V43H16ZM52 44L50 45V46H52ZM54 44H55V42H54ZM106 44V43H105ZM104 44V45H105ZM109 44V43H108ZM112 44V43H111ZM130 44V43H129ZM135 44V43H134ZM136 44H138L137 42H136ZM143 44V43H142ZM227 44V43H226ZM13 44H11V46H12ZM42 45V44H41ZM56 45H57V43H56ZM59 45V44H58ZM115 45V44H114ZM196 45V44H195ZM229 45V44H228ZM234 45H235V43H234ZM264 45V44H263ZM46 46V45H45ZM54 46V45H53ZM52 46V47H53ZM120 46V45H119ZM262 46V45H261ZM260 46V47H261ZM133 47V46H132ZM136 47V46H135ZM167 47V46H166ZM235 47V46H234ZM239 47V46H238ZM38 48V47H37ZM46 48V47H45ZM49 48V47H48ZM147 48V47H146ZM172 48V47H171ZM232 48V47H231ZM259 48V47H258ZM5 49V48H4ZM16 49H17V47H16ZM143 49H144V47H143ZM142 49V50H143ZM193 49V48H192ZM230 49V48H229ZM7 50H9V49H7ZM12 50V49H11ZM48 50V49H47ZM244 50V49H243ZM43 51V50H42ZM41 51V52H42ZM55 51V50H54ZM138 51V50H137ZM234 51V50H233ZM262 51V50H261ZM264 51V50H263ZM2 52L4 53V51L2 50ZM1 52V53H2ZM8 52V51H7ZM9 52H11L10 50H9ZM8 52V53H9ZM39 52H40V50H39ZM40 52V53H41ZM57 52V51H56ZM56 52H54V53H56ZM139 52V51H138ZM143 52H146L145 51V49H144V51ZM239 52V51H238ZM241 52H243L242 50H241ZM257 52H258V50H257ZM260 52V51H259ZM258 52V53H259ZM0 53V54H1ZM7 53V54H8ZM25 53V52H24ZM147 53L149 54V52H148V50H147ZM6 54V53H5ZM11 53H9V55H10ZM66 54H67V52H66ZM229 54V53H228ZM2 55V54H1ZM0 55V56H1ZM4 55V54H3ZM12 55H14V54H12ZM31 55H33V54H31ZM59 55V54H58ZM147 55V54H146ZM232 55H233V53H232ZM245 55V54H244ZM148 56V58H149V55H147ZM152 56H153V53H152ZM227 56V55H226ZM235 55H233V57H234ZM237 56V55H236ZM236 56H235V59H236ZM260 57L261 56H263V55H261V53H260V55H259ZM2 57V56H1ZM0 57V59L2 60V58ZM5 57V56H4ZM24 57V56H23ZM58 57V56H57ZM232 57V56H231ZM256 58H258L257 56H255ZM7 58V57H6ZM9 58V57H8ZM56 58V57H55ZM254 58V57H253ZM263 58V57H262ZM11 59H12V57H11ZM58 59V58H57ZM239 59V58H238ZM241 59V58H240ZM249 59V58H248ZM255 59V58H254ZM0 60V61H1ZM81 60V59H80ZM91 60V59H90ZM93 60V59H92ZM225 60H227V59H225ZM263 60H264V58H263ZM62 61V60H61ZM230 61V60H229ZM236 61V60H235ZM245 61V60H244ZM248 61V60H247ZM252 61H253V59H252ZM256 61L257 60H255V62L253 61V63H254V65H255V63H256ZM260 61H261V59H260ZM8 62V61H7ZM14 62V61H13ZM78 62V61H77ZM81 62V61H80ZM90 62V61H89ZM233 62H234V59H233ZM252 65H253V63L251 62V60L249 61ZM259 62V61H258ZM262 62H264V61H262ZM262 62H260L261 64H263ZM10 63V62H9ZM259 63V64H260ZM4 63H2V65H3ZM60 64H61V62H60ZM83 64H85V63H83ZM236 64V63H235ZM239 64V63H238ZM237 64V65H238ZM244 64H245V62H244ZM243 64V65H244ZM73 65V64H72ZM81 65V64H80ZM86 65V64H85ZM241 65V64H240ZM246 65H248V64H246ZM7 66V65H6ZM82 66V65H81ZM81 66H78V67H81ZM256 66V65H255ZM262 66V65H261ZM0 67H1V65H0ZM74 67H76V64H75V66ZM240 67V66H239ZM238 67V68H239ZM249 67H250V65H249ZM259 68H260V66H258ZM9 68H11V67H9ZM68 68V67H67ZM84 68H85V66H84ZM87 68V67H86ZM243 68V67H242ZM247 68V67H246ZM251 68H253V67H250V69ZM263 68V67H262ZM1 69V68H0ZM3 69H4V67H3ZM63 69V68H62ZM70 69V68H69ZM240 69V68H239ZM238 69V70H239ZM244 69V68H243ZM88 70V69H87ZM256 70V69H255ZM5 71V70H4ZM10 71V70H9ZM19 71V70H18ZM17 71V72H18ZM71 71H72V69H71ZM71 71H70V73H71ZM74 71V70H73ZM241 71V70H240ZM245 72H246V70H244ZM264 71V70H263ZM263 71H261V72H263ZM7 72H8V70H7ZM10 72H12V71H10ZM57 72H59V70L57 71ZM64 72V71H63ZM80 72V71H79ZM233 73V72H232ZM235 73H239V72H235ZM257 73H259V72H257ZM4 74V73H3ZM66 74H68V73H66ZM83 74V73H82ZM260 74V73H259ZM263 74V73H262ZM72 75V74H71ZM239 75H241V74H239ZM243 75V74H242ZM1 76V75H0ZM4 76H5V74H4ZM8 76V75H7ZM11 76H12V73H11ZM10 76V77H11ZM63 76H65V75H63ZM75 76V75H74ZM76 76H78L77 74H76ZM76 76L74 77V78H76ZM233 76V75H232ZM17 77V76H16ZM70 77H72V76H70ZM79 77V76H78ZM235 77V76H234ZM237 77H239V76H237ZM233 78V77H232ZM241 78V77H240ZM239 78V79H240ZM19 79V78H18ZM46 79V78H45ZM65 79V78H64ZM233 79H235V80H237L236 78H233ZM7 80V79H6ZM16 80V79H15ZM44 80V79H43ZM59 80V79H58ZM77 80H78V78H77ZM230 80V79H229ZM234 80V81H235ZM241 80V79H240ZM1 81H2V79H1ZM1 81H0V131L2 132L1 134H0V141L2 140V142L1 143H4V142H6L4 139H6L5 137H9V140L10 139H12L13 137H17V139H18V137L20 138V136H22V137H24V136H27L28 134H30L31 132H32V134H30V135H32V137H33V139H35V137H34V135H36V137H38V139L40 138L41 140H39V142H36V143H44V144H42L41 146H43V145H45L46 144V146H51V147H53V149L57 152V154H61L62 156H63V158H62V156H60V155H58V157H57V159L59 158V156L61 157V160H62V163L60 162H58L59 161V159H58V161L56 162V163H58V165H62V168H63V170H64V174H63V177L64 176H67L68 177V179L70 178L71 179V181L73 182V186L76 188V192H77V194L78 195H76V196H80L79 198H80V200L82 201V204H80V205H82L83 206V208H84V210H86L87 212H88V216H87V218H89V219H85L84 221H86V224L87 223H90V224H88V225H86V226H88V228H90V225H92V226H98L100 229H101V231H99L100 233H98V232H96V233H94V234H92V236L93 237H95L94 239L90 236V231H92L91 230V228H90V230H89V232H88V229H87V232L89 233V237H91L94 241H97V243H95V244H97V245H101V249L103 250L104 249V251H108V252H110L111 254H109L108 252V254L107 255H103V256H108L107 258L109 259V261H112V259L113 258H115V257H113L115 254H114V252H116V251H114V249H117V252H119V250H120V248H117V247H115V245L116 244H119L120 245V247H121V250H123L122 249V247H127L126 249H128L129 247L130 248H133V249H137V251H140V253L142 252H148V253H150L151 255H154V256H156V257H158V259H160L159 261H161V262H163L164 264H167V263H169V264H238V263H240V261H241V264H264V237H263V233H264V198H258V196H259V192L260 191H262L263 190V188H264V185H263V182L262 181H255V182H251V186L248 188L250 191H251V195H250V197H249V200L248 201H246L245 199H246V197H245V201L243 202L242 200V197H241V200L239 199V200H237L238 202L237 203H235V202H233V200H232V202H228L227 204H225V205H220V206H218L219 204H217V206H215L216 204H214L215 202H212V203H209V205L211 204V206L210 207H212L215 211H212L211 209H210V207H209V209L212 211V214H213V212H217V214H218V216H216V215H214L213 216V219L215 218V216L216 217H218L217 219H215V220H213V222H212V224H213V226H216V227H209V228H212V229H210V231L211 230H213V229H220L219 231L218 230H216V232L217 233H221L222 232V234H221V236H220V234H217V233H215L216 234V239L217 238H220L221 239V237H222V240L223 241H226V240H224L223 239V234L225 235V232L227 231V234H229V236L226 238L227 240H228V238H230L231 237V235L232 236H234V235H237V233L236 234H231L232 233V230L234 231V232H236V231H238V230H242L243 231V233H242V236H241V238L242 239H240V235L238 236L239 237V242H241V244H244L243 243V241L247 238V240L249 239V243H251V245L253 244V246H251V249H249V250H245V249H247V248H250V246L249 247H247V248H245L247 245H242L243 247H240V248H243L244 250H242V249H239L238 250V252L236 253V252H234V250L233 251H231L230 249H229V247L227 248V249H225V248H223L221 245H219L217 248L219 249L218 251V255H214V253H213V251L211 252V253H213L212 255H210L211 257L212 256H215L214 258H212L211 260L212 261H210V260H204V261H202V263L201 262H197V259H198V255L199 254H196L197 252V250H195L194 249V247L192 248V246L191 245H187V244H181V242H180V240H178L177 241V243L178 242H180V243H178V244H176V237H173L171 234H169L170 232L169 231H167V233H166V230H170L171 231V223L170 222H172V221H170V219H169V216L171 215V213H169V211L167 212V211H165V210H167V207H166V209H164L165 207V205H164V203H163V200L165 201V197H163V196H161L160 195V192H161V189H160V192L158 193V191L157 190H155L157 193H155V194H149V195H144V193H147V192H145L144 191V193L143 194H140L141 193V191H140V193L138 192V191H136L135 189L137 188V186H138V182H137V180H136V178L138 179V181L140 180V178L138 177V176H132L131 175V173H129V172H132V169H136V168H138V166L140 165V167H141V164H143V163H141V162H143L142 160V157L140 158V154L143 156V157H145V151L146 150H144L143 152H141V151H139V154H138V152H137V150H136V148H135V150H136V152L134 151V149H132V146L130 147V145H133V144H131L130 142L132 141V138H131V136H133V135H129L130 134V132L131 131H129V134H128V132L126 133V132H122L123 134L122 135H124V133H126V135H124V136H122L121 137V135L120 134H117L120 138H122V139H118L117 141H118V143L116 144V142L117 141H115V144L114 143H112V146L109 148L108 146H103V147H107V149H108V154H110V153H113V152H115V150L116 151H119V153L117 154L118 156H116L115 154H111V155H115L114 156V158H113V160H111L112 158H110V160L111 161H109V159H108V162H106L105 160H103L104 162H106L105 164L103 163V161L102 160H100V162L102 161V163L104 164L103 166L101 165V166H99V167H95V166H97L98 165V163H99V165H100V162L99 161H97L96 162V164H95V166H92V164L91 163H88V162H90L88 159H90V158H88V157H90L88 154H86L85 152H83V155L85 154L86 156H88L87 158H86V156H85V158H84V156H83V158H82V153L80 154V152L82 151V149H78V148H80V147H73V145H68L69 143H67L66 141H68V140H70L69 139V137H68V135L67 134H69V131H70V129H69V126H71V125H69V126H66L65 124L63 125L61 122H59L57 119H55V117H54V114H50V113H52L51 111H48V112H50L49 114H50V116L49 117H51V118H49V119H45V117H44V114H45V116H46V114L47 115H49L47 112H45V113H43V115L41 114V112H40V116L38 115V114H36L37 115V117L36 118H34V119H32V120H30L31 118L30 117H28V114L30 115V112H29V110H33L32 108H33V106H34V104H36V103H34L32 106H29L30 104H32V102L29 104V105H26V107H25V105L24 104H19V103H17V102H13L15 99H11V97H13V98H17L16 96H18V95H13V96H8V94L9 93H5V92H7L6 90H4L5 89V87H3V85H1ZM11 81V80H10ZM9 81V82H10ZM13 81V80H12ZM47 81V80H46ZM239 81V80H238ZM39 82V81H38ZM38 82H37V84H38ZM52 82V81H51ZM54 82H56V80L54 81ZM60 82V81H59ZM66 82V81H65ZM69 82V81H68ZM75 82V81H74ZM82 82V81H81ZM40 83H43L42 81L41 82H39V85H40ZM45 83V82H44ZM115 83H117V82H115ZM240 83V82H239ZM238 83V84H239ZM10 84V83H9ZM62 84V83H61ZM69 84V83H68ZM73 84V83H72ZM75 84H76V82H75ZM45 85V84H44ZM66 85V84H65ZM10 86V85H9ZM38 86V85H37ZM70 86V85H69ZM221 86H222V84H221ZM226 86V85H225ZM232 86V85H231ZM25 87V86H24ZM39 87V86H38ZM41 87V86H40ZM39 87V88H40ZM227 87V86H226ZM228 87H229V85H228ZM228 87H227V89H228ZM234 87V86H233ZM236 87V86H235ZM234 87V88H235ZM7 88V87H6ZM12 88H13V90H14V88H17L16 87V85L13 87L12 86ZM19 88H21V86L19 87ZM70 88H72V87H70ZM77 88H78V85H77ZM157 88V87H156ZM223 88H224V86H223ZM11 88H9V90H10ZM160 89V88H159ZM230 89V88H229ZM233 89V88H232ZM232 89H230V90H232ZM12 90V89H11ZM16 90V89H15ZM29 90H31L30 88H29ZM42 90V89H41ZM69 90V89H68ZM76 90V89H75ZM74 90V91H75ZM80 90V89H79ZM82 90V89H81ZM140 90V89H139ZM59 91V90H58ZM63 91H65V90H63ZM217 91V90H216ZM222 91V90H221ZM229 91V90H228ZM235 91V89L232 91V92H234ZM237 91V90H236ZM238 91H239V89H238ZM20 92V91H19ZM26 92H27V88H26ZM25 92V93H26ZM30 92V91H29ZM29 92H28V94H29ZM32 92V91H31ZM41 92V91H40ZM82 92H84V91H82ZM134 92H135V90H134ZM215 92V91H214ZM213 92V94H215ZM225 92H226V90H225ZM156 92H154V94H155ZM223 93H224V90H223ZM227 93V92H226ZM18 94V93H17ZM21 94V93H20ZM19 94V95H20ZM23 94V93H22ZM27 94V95H28ZM31 94H33V93H31ZM48 94H49V92H48ZM157 94V93H156ZM222 94V93H221ZM229 94V93H228ZM232 94V93H231ZM231 94H229L231 97L230 98H232V95ZM234 94V93H233ZM193 95V94H192ZM215 95H217V94H215ZM223 95V94H222ZM229 95H227V96H229ZM15 96V97H14ZM22 95H20V96H18V97H21ZM26 96V95H25ZM44 96H45V94H44ZM43 96V97H44ZM46 96H49V95H46ZM52 96V95H51ZM50 96V97H51ZM190 96V95H189ZM211 96H213V95H211ZM218 96V95H217ZM225 96V95H224ZM234 96V95H233ZM239 96V95H238ZM237 96V97H238ZM27 97H29V96H27ZM27 97H25L26 99H27ZM31 97V96H30ZM42 97V96H41ZM42 97V98H43ZM187 97V96H186ZM192 97V96H191ZM223 97V96H222ZM24 98V96H23V99H25ZM49 98V97H48ZM48 98H46V99H48ZM53 98H54V96H53ZM53 98H50V100L52 101V99ZM63 98V97H62ZM149 98V97H148ZM183 98V97H182ZM213 98V97H212ZM224 98H226V97H224ZM224 98H223V101H224ZM227 98H229V97H227ZM229 98V99H230ZM10 99V100H9ZM17 99H19V98H17ZM22 99V98H21ZM29 99V98H28ZM27 99V100H28ZM39 99V98H38ZM58 99V98H57ZM61 99V98H60ZM73 99V98H72ZM71 99V100H72ZM152 99V98H151ZM211 99V98H210ZM209 99V100H210ZM214 99V98H213ZM220 99V98H219ZM237 99V98H236ZM13 100V101H12ZM43 100H44V98H43ZM83 100V99H82ZM133 100V99H132ZM147 100V99H146ZM158 100V99H157ZM47 101V100H46ZM50 101V102H51ZM55 101V100H54ZM54 101H53V103H54ZM57 101V100H56ZM55 101V102H56ZM74 101V100H73ZM193 101V100H192ZM220 101V100H219ZM229 101V100H228ZM41 100H40V102L38 103V104H41ZM58 102H61V101H59L58 100ZM75 102V101H74ZM180 102H182V101H180ZM227 101H225V102H223L222 104H224L223 106H225V103H226ZM234 102H236L235 100H234ZM16 103V104H15ZM47 103V102H46ZM53 103H52V105H53ZM77 103V102H76ZM129 104H131L132 103V101H131V103L130 102H128ZM135 103V102H134ZM179 103V102H178ZM187 103V102H186ZM191 103V102H190ZM230 103V102H229ZM43 105H44V103H42ZM69 104H71V103H69ZM83 104V103H82ZM153 104H154V102H153ZM205 104V103H204ZM219 104V103H218ZM232 104V103H231ZM230 104V105H231ZM58 105H59V103H58ZM63 105H64V102H63ZM72 105V104H71ZM74 105H76V104H74ZM81 105V104H80ZM128 105V104H127ZM132 105V104H131ZM144 105V104H143ZM184 106H186V104H183ZM188 105H189V103H188ZM216 105V104H215ZM221 105V104H220ZM219 105V106H220ZM230 105H228L230 108H229V110L231 109L232 110V108H231V106ZM239 105V104H238ZM28 106V107H27ZM38 106V105H37ZM40 106V105H39ZM45 106H47V105H45ZM56 106H57V104H56ZM66 106H68V105H66ZM137 106V105H136ZM149 106V105H148ZM157 106V105H156ZM179 106H181V105H179ZM191 106H193V105H191ZM209 106V105H208ZM222 106V105H221ZM220 106V107H221ZM244 106V105H243ZM242 106V107H243ZM41 107V106H40ZM42 107H44V106H42ZM48 107V106H47ZM50 107V106H49ZM53 107H54V105H53ZM53 107H51V108H53ZM60 107H61V105H60ZM76 107V106H75ZM123 107V106H122ZM127 107V106H126ZM125 107V108H126ZM153 107V106H152ZM158 107V106H157ZM226 107V109L228 108L227 107V105L225 106ZM225 107H224V109H225ZM240 107H241V105H240ZM245 107V106H244ZM30 108V109H29ZM50 108V109H51ZM59 108V107H58ZM78 108H79V106H78ZM124 108V109H125ZM214 109L216 108V107H213ZM40 109V108H39ZM46 109V108H45ZM49 109V110H50ZM55 109V108H54ZM60 109V108H59ZM58 109V110H59ZM61 109H62V107H61ZM84 109V108H83ZM141 109V108H140ZM149 109V108H148ZM156 109V108H155ZM187 109V108H186ZM189 109V108H188ZM217 109V108H216ZM215 109V111H217ZM221 109H223V108H221ZM235 110H236V107L234 108ZM242 109V108H241ZM36 110H37V108H36ZM55 110H57V109H55ZM55 110H53L54 112H55ZM67 110V109H66ZM122 110H123V108H122ZM144 110H145V108H144ZM150 110H152V108H150ZM154 110V109H153ZM159 110V109H158ZM193 110V109H192ZM197 110V109H196ZM243 110V109H242ZM256 110V109H255ZM34 111H35V109H34ZM78 111V110H77ZM83 111V110H82ZM89 111V110H88ZM92 111V110H91ZM127 111V110H126ZM128 111H130V109L128 110ZM160 111V110H159ZM190 111V110H189ZM194 111V110H193ZM222 112H223V110H221ZM220 111V112H221ZM42 112H44V111H42ZM161 112V111H160ZM202 112V111H201ZM229 112V111H228ZM235 112H237L238 113V111H235ZM244 112V111H243ZM249 112V111H248ZM256 112V111H255ZM31 113H36V112H32L31 111ZM39 113V112H38ZM64 113V112H63ZM69 113V112H68ZM68 113H66V115L68 114ZM134 113V112H133ZM139 113V112H138ZM193 113V112H192ZM191 113V114H192ZM196 113V112H195ZM219 113V112H218ZM227 113V112H226ZM252 113V112H251ZM250 113V114H251ZM57 114H58V112H57ZM62 114V113H61ZM89 114V113H88ZM120 114H122V112L120 113ZM119 114V115H120ZM127 114H128V112H127ZM126 114V115H127ZM142 114V113H141ZM148 114V113H147ZM157 114V113H156ZM189 114V113H188ZM216 114V113H215ZM222 114V113H221ZM223 114H225V113H223ZM227 114H229V113H227ZM233 114H235V113H233ZM232 114V115H233ZM247 114V113H246ZM253 114V113H252ZM41 115H42V117H41ZM87 115V114H86ZM91 115V114H90ZM89 115V116H90ZM123 115V114H122ZM130 115V114H129ZM170 115V114H169ZM195 115H197L196 117H198V114H195ZM26 116L29 118H26ZM30 116H32V114L30 115ZM39 116V117H38ZM63 116V115H62ZM84 116H85V113H84ZM121 116V115H120ZM132 116V115H131ZM130 116V117H131ZM149 116H150V114H149ZM161 116V115H160ZM175 116V115H174ZM187 116V115H186ZM189 116V115H188ZM203 116V115H202ZM211 116H213V115H211ZM215 116V115H214ZM33 117H35V116H33ZM46 117H48V116H46ZM57 117H58V115H57ZM64 117V116H63ZM69 117H71V116H69ZM73 117V116H72ZM88 117V116H87ZM118 117V116H117ZM116 117V118H117ZM134 117V116H133ZM144 117H146V115L144 116ZM206 117V116H205ZM79 118H81V117H79ZM83 118V117H82ZM96 118V117H95ZM122 118H124V117H122ZM150 118V117H149ZM160 118V117H159ZM188 118V120L191 118H189V117H187ZM199 118V117H198ZM197 118V120H199ZM214 118H216V117H214ZM223 118V117H222ZM233 118H234V116H233ZM114 119H115V117H114ZM113 119V120H114ZM125 119V118H124ZM140 119V118H139ZM168 119V118H167ZM184 119V118H183ZM207 119V118H206ZM209 119H211L210 117H209ZM208 119V120H209ZM213 119V118H212ZM229 119V118H228ZM74 120V119H73ZM83 120V119H82ZM93 120V119H92ZM121 120V119H120ZM132 120H134V119H132ZM137 120V119H136ZM158 120V119H157ZM159 120H161V119H159ZM163 120V119H162ZM171 120V119H170ZM71 121V120H70ZM69 121V122H70ZM81 121V120H80ZM84 121V120H83ZM88 121V120H87ZM93 121H95V120H93ZM112 121V120H111ZM110 121V122H111ZM119 121V120H118ZM153 121V120H152ZM168 121V120H167ZM184 121H186V120H184ZM183 121V122H184ZM232 121V120H231ZM236 121V120H235ZM67 122H68V120H67ZM74 122V121H73ZM90 122H92V121H90ZM136 122V121H135ZM141 122V121H140ZM149 122V121H148ZM160 122V121H159ZM182 122V121H181ZM194 122V121H193ZM203 122V121H202ZM85 123H86V121H85ZM95 123V122H94ZM112 123H113V121H112ZM112 123L111 124H108V125H112ZM119 123V122H118ZM132 124V122H129V125H131ZM133 123H134V121H133ZM137 124H138V122H136ZM136 123H134L133 124V126H134V128H136L135 126L137 125ZM141 123H143V122H141ZM146 123V122H145ZM151 123V122H150ZM150 123H149V125H150ZM161 123H164V122H161ZM175 123V122H174ZM187 123V122H186ZM224 123V122H223ZM84 124V123H83ZM82 124V125H83ZM87 124V123H86ZM116 125V121L113 123V125ZM154 124V123H153ZM179 124V123H178ZM183 124H185V123H183ZM191 124V123H190ZM190 124H188L189 126H190ZM203 124V123H202ZM206 124V123H205ZM229 124V123H228ZM76 125H77V123H76ZM81 125V124H80ZM98 125V124H97ZM114 125V126H115ZM144 125V124H143ZM179 125H182V124H179ZM255 125V124H254ZM91 126V125H90ZM96 126V125H95ZM94 126V127H95ZM138 126V128L140 129V127H139V125H137ZM141 126H142V124H141ZM72 127H74V126H72ZM77 127V126H76ZM84 127V126H83ZM86 127V126H85ZM85 127H84V129H85ZM109 127V126H108ZM113 127V126H112ZM112 127H111V129H112ZM130 127V126H129ZM132 127V126H131ZM148 127V126H147ZM155 127H157V126H155ZM155 127H154V129H155ZM179 127V126H178ZM188 127V126H187ZM68 128V129H67ZM75 128V127H74ZM104 128V127H103ZM107 128V127H106ZM116 128V127H115ZM118 128V127H117ZM133 128V127H132ZM131 128V129H132ZM158 128V127H157ZM156 128V129H157ZM181 127H179V129H180ZM195 128V127H194ZM193 128V129H194ZM227 128H229V126H227ZM234 128V127H233ZM232 128V129H233ZM248 128V127H247ZM256 128V127H255ZM82 129V128H81ZM92 129V128H91ZM95 129V128H94ZM98 128H96V130H97ZM111 131V129H110V127L109 128H107V132L105 131L104 132V134L105 133H107L108 135H110V133H108L109 132V130ZM113 129H114V127H113ZM120 129V128H119ZM127 129H129V128H127ZM146 129H148V128H145V130ZM165 129H167L166 127H165ZM170 129H172L171 128V125H170ZM230 129V128H229ZM251 129H253V128H251ZM69 130V131H68ZM72 130V129H71ZM73 130H75V129H73ZM87 130V129H86ZM89 130V129H88ZM96 130H95V132H96ZM102 130V129H101ZM138 129L136 128V131H137ZM158 131H159V129H157ZM161 130V129H160ZM173 130V129H172ZM181 130V129H180ZM245 130V129H244ZM258 130H259V128H258ZM257 130V131H258ZM121 131H122V129H121ZM124 131V130H123ZM132 131H135V129L134 130H132ZM151 131V130H150ZM155 131V130H154ZM157 131V132H158ZM164 131V130H163ZM171 131V130H170ZM192 131V130H191ZM252 131V130H251ZM263 131V130H262ZM86 132V131H85ZM91 132V131H90ZM156 132V133H157ZM166 131H164L163 133L166 135V133L168 134V132H166ZM180 132V131H179ZM254 132V131H253ZM259 132V131H258ZM261 132V131H260ZM79 133V132H78ZM81 133V134H80ZM79 134L82 136V134L84 133V131L83 132H80ZM88 133V132H87ZM120 133V132H119ZM133 133H135V132H132V134ZM145 133H147L146 131H145ZM163 133H160V134H162L163 135ZM188 133H190V132H188ZM242 133V132H241ZM246 133V132H245ZM248 133H249V131H248ZM71 134V133H70ZM69 134V136H71ZM78 134V135H79ZM96 134V133H95ZM103 134V133H102ZM136 134L137 133H135L134 135L136 136ZM244 134V133H243ZM257 134V133H256ZM262 134V133H261ZM5 135H7V136H5ZM29 135V136H30ZM86 135H88V134H85V136ZM90 135H92V132H91V134ZM89 135V136H90ZM101 135V134H100ZM107 135V136H108ZM140 135V134H139ZM158 135V134H157ZM169 136H170V134H168ZM193 135V134H192ZM191 134L189 135V136H192ZM252 135H253V133H252ZM260 135V134H259ZM263 135V134H262ZM5 136V137H4ZM24 137L23 138V140L25 139V138H27V140H28V138H31V137ZM74 138L76 137V135L74 134V135H72ZM83 136H84V134H83ZM84 136V137H85ZM105 136V135H104ZM110 136H112V134L110 135ZM148 136H150V134L148 133ZM168 136V137H169ZM171 136H173V135H171ZM174 136H176L175 134H174ZM174 136H173V138H174ZM247 136V135H246ZM248 136H249V134H248ZM253 136H255V135H253ZM258 136V135H257ZM4 137V138H3ZM11 137V138H10ZM67 137V138H66ZM80 137V136H79ZM78 137V138H79ZM84 137H81L82 139L84 138ZM91 137V136H90ZM90 137H89V139H90ZM95 137V136H94ZM93 137V138H94ZM98 137H101V136H98ZM98 137H95V138H98ZM115 137V136H114ZM139 137V136H138ZM158 137H159V135H158ZM263 137H264V135H263ZM102 138V137H101ZM103 138H105V137H103ZM102 138V139H103ZM111 138V137H110ZM134 138V137H133ZM140 138V137H139ZM139 138L138 139H135L136 141V143H138L139 144V142H138V140H139ZM143 138H144V136H143ZM142 138V139H143ZM150 138V137H149ZM160 138V137H159ZM162 138H165V137H163L162 136ZM169 138H171V137H169ZM182 138H184V137H182ZM257 138V137H256ZM8 139V138H7ZM33 139L31 138L30 140H32L33 141ZM65 139H67V140H65ZM85 139V138H84ZM83 139V140H84ZM100 139V138H99ZM153 139V138H152ZM156 139V138H155ZM158 139V138H157ZM251 139H253V138H251ZM9 140H7V141H9ZM14 139H12V141H13ZM26 140V139H25ZM86 140V142H88V137L85 139ZM91 140H92V138H91ZM94 140H96V139H94ZM94 140H92V142L94 143V142H96V141H94ZM131 140V141H130ZM165 140V139H164ZM166 140H167V135H166ZM176 140V139H175ZM245 140V139H244ZM256 140V139H255ZM261 140V139H260ZM4 141V142H3ZM12 141H9V142H12ZM15 141V140H14ZM13 141V142H14ZM32 141H29L28 140V142H32ZM35 141H37V139L35 140ZM34 141V142H35ZM41 141V142H40ZM98 141V140H97ZM140 141V140H139ZM143 141V140H142ZM150 141H152V140H150ZM155 141H157V140H155ZM155 141H153V142H155ZM161 141V140H160ZM184 141H186V139H184ZM188 141V140H187ZM246 141V140H245ZM12 142V143H13ZM16 142V141H15ZM14 142V143H15ZM18 142V141H17ZM26 142V141H25ZM69 142V141H68ZM148 142V141H147ZM158 142V141H157ZM167 142H168V140H167ZM170 143H172L171 141H169ZM168 142V143H169ZM176 142V141H175ZM193 142V141H192ZM244 142V141H243ZM257 142H258V140H257ZM264 142V141H263ZM8 143V142H7ZM6 143V144H7ZM18 143H23V142H18ZM70 143V144H71ZM84 143V142H83ZM89 143V142H88ZM162 143V142H161ZM165 143H166V141H165ZM178 143H179V141H178ZM180 143H183V142H181L180 141ZM179 143V144H180ZM225 143V142H224ZM252 143V142H251ZM78 144H79V142H78ZM81 144V143H80ZM79 144V145H80ZM87 144V143H86ZM96 144V143H95ZM135 144V143H134ZM158 144V143H157ZM163 144V143H162ZM173 144V143H172ZM1 145V144H0ZM82 145V144H81ZM93 145V144H92ZM109 145H111V143H109ZM136 145V144H135ZM144 145V144H143ZM154 145V144H153ZM166 145H167V143H166ZM175 145V144H174ZM174 145L172 146V147H174ZM192 145V144H191ZM229 145V144H228ZM2 146H4V145H2ZM1 146V147H2ZM9 146V145H8ZM40 146V145H39ZM45 146V147H46ZM89 146V145H88ZM145 147L147 146L148 147V145H144ZM143 146V147H144ZM158 146H160L159 144H158ZM165 146V145H164ZM170 146H171V144H170ZM169 145H167L166 147H169V148H171L172 149V147H170ZM176 146V145H175ZM183 146V145H182ZM190 146V145H189ZM252 146V145H251ZM1 147H0V149H1ZM71 147V148H70ZM73 147V148H72ZM102 147V148H103ZM136 147V146H135ZM140 146H138V148H139ZM142 147V146H141ZM149 147H151V146H149ZM148 147V148H149ZM157 147V146H156ZM163 147V146H162ZM177 147V146H176ZM179 147H180V145H179ZM184 147V146H183ZM260 147V146H259ZM29 148H32V147H29ZM34 148V147H33ZM44 148V147H43ZM47 148V147H46ZM112 148H113V150H112ZM115 148V149H114ZM147 148V149H148ZM160 148V147H159ZM18 149V148H17ZM21 149H24V148H21ZM105 149V148H104ZM109 149H110V153H109ZM142 149H146V148H142ZM162 149H164V148H161V152H164V151H162ZM167 149V148H166ZM202 149V148H201ZM259 149V148H258ZM15 150H16V148H15ZM38 151H40L39 149H37ZM47 151V150H49V149H45L44 148V151ZM78 150H79V152H78ZM100 150V149H99ZM173 150L174 149H172L171 151L173 152ZM180 150V149H179ZM183 150V149H182ZM264 150V149H263ZM0 151H2V149L0 150ZM4 151V150H3ZM14 150H12V152H13ZM43 151V150H42ZM43 151V152H44ZM50 151V150H49ZM51 151H53V150H51ZM55 151L53 152V154L54 155H56L55 154ZM61 151V152H60ZM101 151V150H100ZM104 151V150H103ZM111 151H113V152H111ZM150 151V150H149ZM181 151V150H180ZM260 151V150H259ZM19 152V151H18ZM59 152V153H58ZM96 153H99V151L97 152V150L95 151ZM105 152H106V150H105ZM153 152H155V151H153ZM157 152V151H156ZM174 152H176L175 150H174ZM178 152V151H177ZM201 152V151H200ZM203 152V151H202ZM23 153V152H22ZM95 153V154H96ZM142 153H144V155L142 154ZM158 153V152H157ZM160 153V152H159ZM171 153V152H170ZM245 153V152H244ZM261 153V152H260ZM260 153H257V156L258 155H261ZM263 153V152H262ZM7 154V153H6ZM11 154V153H10ZM16 154V155H15ZM15 154L13 155V154H11L13 157L14 156H17V154H18V156H19V153H17V151L15 152ZM47 154H48V152H47ZM51 154H52V152H51ZM102 154V153H101ZM148 154V153H147ZM153 154V153H152ZM162 154H166V153H162ZM181 154V153H180ZM232 154H233V152H232ZM2 155H3V153H2ZM49 155V154H48ZM94 155V154H93ZM99 155V154H98ZM98 155H94V156H92L93 158L94 157H97ZM154 155H159V154H154ZM167 155V154H166ZM179 155V154H178ZM201 155V154H200ZM1 156V155H0ZM51 156V155H50ZM53 156V155H52ZM51 156V157H52ZM110 156V155H109ZM162 156V155H161ZM164 156V155H163ZM168 156H170V155H168ZM174 156V155H173ZM5 157V156H4ZM9 157H11V156H9ZM20 157V156H19ZM99 157V156H98ZM103 157V156H102ZM106 157H108V155L106 156ZM155 157H157V156H155ZM201 157V156H200ZM199 157V158H200ZM205 157V156H204ZM233 157V156H232ZM262 157V155L261 156H259L258 157V159H256V158H254V156H253V158L254 159H256V161H257V163H263V164H261V165H263L264 166V162H263V160H261L260 158ZM105 158V156L103 157V159ZM174 158V161H175V156L173 157ZM173 158H172V160H173ZM231 158V157H230ZM229 158V159H230ZM244 158V157H243ZM251 158H252V156H251ZM10 159V158H9ZM8 159V160H9ZM12 159V158H11ZM49 159V158H48ZM94 159H98V158H94ZM106 159V158H105ZM142 159V160H141ZM157 159H159L158 157L156 158V160ZM162 158H160V160H161ZM170 159V158H169ZM197 159V158H196ZM207 159V158H206ZM228 159V160H229ZM2 160H4V159H2ZM22 160V159H21ZM53 160V159H52ZM51 160V161H52ZM60 160V161H61ZM88 160V162H86ZM95 160V161H96ZM141 160V161H140ZM145 160V159H144ZM151 160V159H150ZM154 160H155V158H154ZM202 160V159H201ZM209 160V159H208ZM223 160V159H222ZM239 160V159H238ZM237 160V161H238ZM261 160V161H260ZM7 161V160H6ZM95 161H93V165H94V162ZM157 161H159V160H157ZM163 161V160H162ZM162 161H160V162H162ZM167 161V160H166ZM168 161H170V160H168ZM240 161H241V159H240ZM250 161H253V160H250ZM5 162V161H4ZM54 162V161H53ZM146 162H147V160H146ZM151 162V161H150ZM160 162L158 163V164H160ZM164 162H165V159H164ZM163 162V163H164ZM201 162V161H200ZM224 162V161H223ZM242 162H243V159H242ZM254 162H255V160H254ZM12 163V162H11ZM157 163V162H156ZM169 162H167V164H168ZM175 163V162H174ZM225 163V162H224ZM228 163V162H227ZM230 163V162H229ZM3 164V163H2ZM49 164V163H48ZM51 164V163H50ZM55 164V163H54ZM90 164H91V166H90ZM148 164H150V163H148ZM155 164V163H154ZM166 164V165H167ZM200 164V163H199ZM232 164V163H231ZM243 164V163H242ZM52 165V164H51ZM145 165H147V164H145ZM195 165V164H194ZM201 165V164H200ZM222 165V164H221ZM233 165V164H232ZM244 165H245V160H244ZM249 165H251L250 163H249ZM255 165V164H254ZM257 165V164H256ZM148 166V165H147ZM153 167H155L154 165H152ZM170 166V165H169ZM204 166V165H203ZM216 166V165H215ZM224 166V165H223ZM228 166V165H227ZM60 167V166H59ZM93 167H95V168H93ZM139 167V168H140ZM144 167V166H143ZM142 167V168H143ZM162 167H163V165H162ZM171 167V166H170ZM218 167V166H217ZM231 167V166H230ZM237 166H235V168H236ZM239 167V166H238ZM241 167V166H240ZM247 167H248V165H247ZM246 167V168H247ZM253 167H256V166H253ZM258 167V166H257ZM61 168V169H62ZM141 168V170H143ZM150 168V167H149ZM152 168V167H151ZM166 168V167H165ZM169 168V167H168ZM167 168V169H168ZM205 168H207V166L205 167ZM235 168H233V169H235ZM251 168V167H250ZM161 169V168H160ZM202 169V168H201ZM219 169V168H218ZM241 169V168H240ZM249 169V168H248ZM257 169V168H256ZM55 170H56V168H55ZM60 170V169H59ZM95 170H96V172H95ZM213 170V169H212ZM221 170V169H220ZM224 169H222V171H223ZM238 170V169H237ZM147 171V170H146ZM145 171V172H146ZM165 171V170H164ZM199 171V170H198ZM207 171L208 170H205V173H207ZM234 171V170H233ZM251 171V170H250ZM253 171H255V170H253ZM257 171H258V169H257ZM260 171H261V169H260ZM57 172H59V171H57ZM61 172V171H60ZM117 172V173H116ZM122 173L123 174V172H124V177L126 178L127 177V175L128 174H130L131 175V178L132 179H130V180H127V181H130L129 183H127V181H126V179H128V178H130V176L128 177V178H122L123 177V175H121V174H118V173ZM125 172H126V174L127 175H125ZM148 172V171H147ZM201 173H202V171H200ZM212 172V171H211ZM239 172H241V171H239ZM242 172H244V171H242ZM56 173V172H55ZM62 173V172H61ZM60 173V174H61ZM137 173V172H136ZM139 173H140V171H139ZM179 173V172H178ZM196 173H197V171H196ZM203 173H204V171H203ZM227 173V172H226ZM230 173V172H229ZM234 173V172H233ZM256 173V172H255ZM263 173H264V171H263ZM57 174V173H56ZM194 174H195V171H194ZM199 174V173H198ZM198 174H197V176H198ZM209 174V173H208ZM207 174V175H208ZM213 174V173H212ZM211 173L209 174L210 175V177H206V175L204 176L203 175V178L205 179V177H206V179L205 180H209V179H211V181H212V178H214L215 179V177H211V175H212ZM214 174H215V172H214ZM254 174V173H253ZM258 174V173H257ZM115 175L116 176H119V178L121 177L122 179H125V182H124V180H121V178L119 179V178H116L115 177ZM147 175V174H146ZM196 175V174H195ZM201 175V174H200ZM223 175H225V174H223ZM230 175V174H229ZM242 175V174H241ZM246 175V174H245ZM108 176H110V178L111 177H115V180H117L116 182H118L119 180H121V181H123V183H121L120 181H119V183L118 184H124L125 183V186H122V189H124V190H126V189H128L129 190V193H127L126 195L124 194V190L122 191V194H121V191H120V193H117L115 196L114 195H112V196H114L113 198L111 197V195H110V193H111V191H110V189L112 190V188L109 186V185H107L108 184V181H109V177ZM141 176H144V174L143 175H141ZM213 176V175H212ZM247 176V175H246ZM251 176V175H250ZM60 177V176H59ZM106 177L108 178V181H107V179H106ZM145 177V176H144ZM194 177V176H193ZM219 177V176H218ZM141 178H143V177H141ZM189 178V177H188ZM199 178H200V176H199ZM202 178V177H201ZM202 178V179H203ZM217 178V177H216ZM111 179H114V178H111ZM159 179V178H158ZM190 179V178H189ZM188 179V180H189ZM192 179H197V178H192ZM62 180V179H61ZM106 180V181H105ZM142 180V179H141ZM161 180V179H160ZM217 180H219V179H217ZM216 180V181H217ZM67 181V180H66ZM70 181V180H69ZM204 181V180H203ZM202 181V182H203ZM207 181H205V183L207 182ZM210 180L208 181V183L209 182H211ZM113 182V181H112ZM111 182V183H112ZM115 182V183H116ZM135 182H137V184L135 183ZM214 182V181H213ZM114 183V184H115ZM156 183H157V181H156ZM161 183V182H160ZM190 183V182H189ZM192 183V182H191ZM190 183V184H191ZM194 183H196L195 181H194ZM194 183H192V184H194ZM204 182H203V184H205ZM198 184V183H197ZM196 184V186L198 187V185ZM209 184H211V186H212V183H209ZM215 183H213V185H214ZM238 184V183H237ZM250 184V183H249ZM68 185H69V183H68ZM113 185V184H112ZM137 185V186H136ZM162 185V184H161ZM195 185V184H194ZM200 185H202V184H200ZM228 185V184H227ZM66 186V185H65ZM117 185H115L114 187H116ZM166 186V185H165ZM192 186V185H191ZM222 186V185H221ZM229 186V185H228ZM232 186V185H231ZM230 186V187H231ZM243 186V185H242ZM241 185H240V187H242ZM71 187V186H70ZM117 187H119V186H117ZM124 187V188H123ZM200 187V186H199ZM219 187V186H218ZM227 187V186H226ZM68 188V187H67ZM110 188V189H109ZM229 188V187H228ZM121 189V188H120ZM159 189V188H158ZM168 189V188H167ZM192 189V188H191ZM197 189V188H196ZM205 189H208V192L205 190ZM204 190H205V192H207L208 194H209V187H206ZM234 189V188H233ZM244 189V188H243ZM71 190V189H70ZM113 190H115V189H113ZM136 192H135V191ZM175 190V189H174ZM204 190H202L201 189V191H204ZM214 190V191H213ZM236 190V189H235ZM116 191H118V190H116ZM154 191V192H155ZM212 191L213 192H216L215 191V189H212ZM224 191V190H223ZM230 191H232V190H230ZM242 191V190H241ZM68 192V191H67ZM71 192V191H70ZM138 192V193H137ZM171 192H172V190H171ZM170 192V193H171ZM205 192H202V193H205ZM212 192V193H213ZM226 192V191H225ZM75 193V192H74ZM229 193V192H228ZM245 193V192H244ZM247 193V192H246ZM115 194V193H114ZM148 194V193H147ZM173 194V193H172ZM226 194H227V192H226ZM230 194H231V192H230ZM69 195V194H68ZM170 195V194H169ZM204 195V194H203ZM229 195V194H228ZM248 195V194H247ZM218 196V195H217ZM229 196H231V195H229ZM245 196V195H244ZM163 197V198H162ZM206 197H207V195H206ZM221 197V196H220ZM232 197V196H231ZM208 198H209V195H208ZM207 198V199H208ZM210 198H213V196L212 197H210ZM225 198V197H224ZM227 198H229V197H227ZM76 199H77V197H76ZM172 199V198H171ZM170 199V200H171ZM235 199V198H234ZM237 199V198H236ZM175 200V199H174ZM213 200H215L214 198H213ZM227 200V199H226ZM172 201V200H171ZM225 201V200H224ZM243 202V203H241V202ZM79 202V201H78ZM133 202H136L135 203V205H133ZM170 203V202H169ZM176 203V202H175ZM217 203V202H216ZM240 203H241V205H240ZM167 204V203H166ZM174 204V203H173ZM208 204V203H207ZM201 205V204H200ZM76 206H78V205H76ZM170 206V205H169ZM207 206V205H206ZM74 207H75V205H74ZM180 207V206H179ZM193 207V206H192ZM71 208V207H70ZM79 208H81V206L79 207ZM79 208L77 209V207H75V209H77V212H79L78 210H79ZM196 208H198V207H196ZM72 209H74V208H72ZM200 209V208H199ZM198 209V210H199ZM69 210V209H68ZM153 210L155 211H157V214L155 215L154 213H153ZM180 210V209H179ZM193 210V209H192ZM197 210V211H198ZM201 210V209H200ZM199 210V211H200ZM67 211V210H66ZM156 211H155V213H156ZM181 211H184V212H186V210H181ZM196 211V212H197ZM208 211V210H207ZM210 211V212H211ZM68 212V211H67ZM76 212V211H75ZM171 212V211H170ZM209 212V213H210ZM151 213H153V217L151 216ZM182 213V212H181ZM194 213V212H193ZM203 213V212H202ZM70 214V213H69ZM72 214H73V212H72ZM77 214H80V213H77ZM84 214V213H83ZM83 214L81 215V217L83 216ZM184 214H186V213H184ZM196 214V213H195ZM194 214V215H195ZM207 214V213H206ZM86 215V214H85ZM84 215V216H85ZM205 215V214H204ZM83 216V217H84ZM184 216H186V215H184ZM197 216V215H196ZM70 217V216H69ZM212 217V216H211ZM71 218V217H70ZM85 218V217H84ZM199 218V217H198ZM197 218V219H198ZM209 218H210V216H209ZM226 218H227V220H226ZM212 219V218H211ZM201 220H203V218L201 217ZM205 220V219H204ZM206 221V220H205ZM73 222V221H72ZM72 222H71V224H72ZM74 223V222H73ZM173 223V222H172ZM192 223V222H191ZM201 223V222H200ZM208 223V225H209V223H210V220H209V222H207ZM189 224V223H188ZM202 224V223H201ZM191 225H193V224H191ZM195 225V224H194ZM91 226V227H92ZM159 226H162L161 228H163V227H169V229H163L162 231L164 232V235L162 234V231H157V230H160V228H159ZM196 226V225H195ZM194 226V227H195ZM203 226V225H202ZM211 226V225H210ZM98 227H96V229L98 228ZM175 227V226H174ZM190 227V226H189ZM55 228V227H54ZM159 228V229H158ZM193 228V227H192ZM192 228H190V229H192ZM37 229V228H36ZM50 229H52V228H50ZM99 229V230H100ZM194 229V228H193ZM198 229V228H197ZM200 229V228H199ZM199 229H198V231H199ZM202 229V228H201ZM221 229L222 230H225V232L223 233V231H221ZM52 230H54V231H57V230H55V229H52ZM51 230V231H52ZM118 230V232H120L119 230H121L122 232V234L121 233H119L118 235L119 236H117V234H113V233H118V232H116ZM215 230H213V231H215ZM236 230V231H235ZM70 231V230H69ZM94 231H96L95 229H94ZM93 231V232H94ZM204 231V233H205V230H203ZM212 231V232H213ZM231 231V232H230ZM68 232V231H67ZM92 232V233H93ZM169 232V233H168ZM196 232V231H195ZM200 232V231H199ZM202 232V231H201ZM209 232V231H208ZM57 233V232H56ZM59 233V232H58ZM64 233H65V231H64ZM63 233V234H64ZM82 233V232H81ZM85 233V232H84ZM159 233H161L162 235H160ZM166 233V234H165ZM207 233V232H206ZM69 234V233H68ZM197 234V233H196ZM199 234V233H198ZM212 234V233H211ZM210 234V235H211ZM57 235H59V234H57ZM56 235V236H57ZM83 235V234H82ZM87 235V234H86ZM113 235V236H112ZM118 237H116V236ZM217 235L218 236H220V237H217ZM55 236V235H54ZM115 236V237H114ZM198 236V235H197ZM201 236V235H200ZM237 236L235 237H233L234 239L235 238H237ZM59 237V236H58ZM65 237V236H64ZM81 237H83V236H81ZM88 237V238H89ZM226 236H224V238H225ZM56 238V237H55ZM70 238V237H69ZM88 238H85V240H89ZM233 238H231L232 240H233ZM64 239V238H63ZM66 240H67V238H65ZM92 239H90V241H92ZM238 239V238H237ZM62 240V239H61ZM85 240H83V241H85ZM55 241H57V240H55ZM54 241V243H56L57 245H55V244H51V245H46L45 246V248L47 249V251L48 252H50V253H59V252H65L66 250H68V246H63L62 244L63 243H65V242H63V243H61V245L60 244H58L57 242H59V241H57V242H55ZM81 241V240H80ZM79 241V242H80ZM89 241V242H90ZM94 241H92L93 243H94ZM218 241H220V243H221V240H217V242ZM222 241V242H223ZM230 242H231V244H235V241H231V240H229ZM237 241V240H236ZM246 241V240H245ZM244 241V242H245ZM51 242H53V241H51ZM69 241H67V243H68ZM191 242V241H190ZM228 242V241H227ZM227 242H223L224 244H223V246L225 247V246H227L228 245V243ZM234 242V243H233ZM60 243V242H59ZM71 243V242H70ZM74 243V242H73ZM83 244H84V242H82ZM99 243V244H98ZM111 243H112V245L113 246H111ZM113 243H116V244H113ZM219 242H218V244H220ZM246 243H248V242H246ZM245 243V244H246ZM249 243H248V245H249ZM69 244V243H68ZM89 244V243H88ZM87 244V246L88 247H90L89 245ZM90 244H92L91 242H90ZM190 244V243H189ZM218 244H216V245H218ZM222 244V243H221ZM231 244H230V246H231ZM74 245V244H73ZM86 245V244H85ZM93 245V244H92ZM96 245V247H99V246H97ZM133 245V246H132ZM83 246V245H82ZM95 246V245H94ZM93 246V247H94ZM118 246V245H117ZM236 246V245H235ZM235 246H233V247H235ZM44 247V246H43ZM77 247V246H76ZM95 247V248H96ZM119 247V246H118ZM232 247V248H233ZM252 247H254V249H252ZM79 248H82L81 246L79 247ZM91 248V247H90ZM238 248V247H237ZM77 249H78V247H77ZM85 249V248H84ZM100 249V250H101ZM229 249V250H228ZM234 249H236V247L234 248ZM73 250H75V252H76V249H73ZM72 250V251H73ZM81 250V249H80ZM83 250V249H82ZM81 250V251H82ZM87 250V249H86ZM90 250V249H89ZM89 250L87 251L88 253H89V255L91 256V252H89ZM94 250V249H93ZM101 250V251H102ZM195 250V251H194ZM225 250L226 251H228L230 254L231 253H234V254H232V256L228 253V252H226L225 253ZM71 251V250H70ZM71 251V252H72ZM91 251H92V248H91ZM100 251V252H101ZM217 251V250H216ZM216 251H214V252H216ZM231 251V252H230ZM83 252V251H82ZM87 252H85V253H87ZM93 252H95V251H93ZM97 252V251H96ZM95 252V253H96ZM106 252H104V253H106ZM124 252H127V251H125V249H124ZM199 252V251H198ZM202 252V251H201ZM67 253V252H66ZM73 253H74V251H73ZM78 253H81V252H78ZM85 253H84V255H85ZM94 253V254H95ZM114 255H113V254ZM139 253V252H138ZM219 253H221V254H219ZM225 255H224V254ZM60 254V253H59ZM68 255H69V253H67ZM66 254V255H67ZM71 254V253H70ZM76 254V253H75ZM97 254V253H96ZM131 254H132V252H131ZM224 256H223V255ZM226 254H229V255H226ZM74 255V254H73ZM77 255V254H76ZM82 255V254H81ZM128 255V254H127ZM141 255V254H140ZM202 255V254H201ZM205 255H207V254H205ZM219 255H222V257H220ZM96 256H98V255H96ZM102 256V255H101ZM150 256V255H149ZM149 256H146V258L147 259H149L148 257ZM209 256V255H208ZM68 257V256H67ZM78 257V256H77ZM84 257H87L86 255L84 256ZM84 257H83V259H82V257H80V259H78V260H76V262L77 261H80L79 263L80 264H85V262L87 261V259L85 258L84 259ZM95 257V256H94ZM94 257H91V258H94ZM113 257V258H112ZM127 257V256H126ZM129 257V256H128ZM133 257V256H132ZM200 257V256H199ZM205 257V256H204ZM207 257V256H206ZM253 258V259H250V258ZM35 258V257H34ZM38 258V257H37ZM54 258V257H53ZM63 258H64V256H63ZM90 257H88V259H89ZM106 258V257H105ZM104 258V259H105ZM112 258V259H111ZM135 258H137V257H135ZM145 258V257H144ZM202 257H200V259H201ZM246 258H248L249 260H251L250 262H249V260L248 259H246ZM50 260H51V258H49ZM98 259H100V257H98ZM97 259V260H98ZM111 259V260H110ZM151 259V258H150ZM155 259V258H154ZM157 259V258H156ZM199 259V260H200ZM248 260L247 262H245L244 260ZM49 260V261H50ZM59 260H61V259H58L57 261H59ZM125 259H123V261H124ZM201 260H203V259H201ZM35 261V260H34ZM38 261H39V259H38ZM75 261V260H74ZM73 261V264L74 263H76V262H74ZM91 261H92V259H91ZM90 260L88 261L89 263L91 262ZM104 261V260H103ZM109 261H108V263H109ZM123 261L121 262L122 264H123ZM129 261L131 262L132 260L130 259V257H129ZM128 261V262H129ZM136 261V260H135ZM134 260H133V262H135ZM138 261H140V260H138ZM149 261V260H148ZM147 261V262H148ZM59 262H61L62 263V260L61 261H59ZM82 262V263H81ZM88 262H86V263H88ZM96 263L98 262V261H95ZM94 261H93V263H95ZM107 262V261H106ZM124 262H126V261H124ZM129 262V263H130ZM145 262H146V260H145ZM167 262V263H166ZM34 263V262H33ZM63 263H64V261H63ZM65 263H67V260L65 259ZM69 263H70V261H69ZM78 262H77V264H79ZM92 263V262H91ZM92 263V264H93ZM132 263V262H131ZM141 263H143V262H141ZM149 263V262H148ZM100 264V263H99ZM102 264V263H101ZM106 264V263H105Z\"/></svg>","mask_w":264,"mask_h":264}]
</instances>
